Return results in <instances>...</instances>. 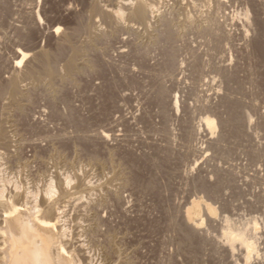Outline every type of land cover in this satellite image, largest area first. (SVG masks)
Here are the masks:
<instances>
[{"label": "rangeland", "instance_id": "obj_1", "mask_svg": "<svg viewBox=\"0 0 264 264\" xmlns=\"http://www.w3.org/2000/svg\"><path fill=\"white\" fill-rule=\"evenodd\" d=\"M8 1L12 2L13 4L12 3L10 4V2H8ZM8 1L7 0H2V1L0 0V4L2 2L1 6H0V63L2 62V64H0V70H1L0 71V78H1L0 79V87L2 86V89H3V90L0 89V91H1L0 99H2V97L5 94V96L3 97V100L2 101L0 100V106H1L0 107V113L2 112L1 114L3 115V113L5 112L6 114L4 113V115H7V116L3 115L1 121L4 120L3 118H5V120L2 121L3 122L2 124L0 122V129H1V131H3L4 134H6L5 136L7 138V144L6 145L1 144V147H0V152H1L0 155L3 154L2 156H0V163H2L3 161L4 162L10 161V162L9 163L3 162L2 164H0V166H1L0 167V169H1L0 170V177H1L0 179H2L1 180L2 182L0 181V184L4 183L6 185V183H7L6 186H8V189H10V190L13 189V187H15V185L17 187H19L21 190H24L23 188H25V190H31V188L32 189L35 188L34 190L36 192H38L39 194L41 192V194H43L44 191H39L41 185H42L41 190L42 189L44 190V188H46V184L51 179H53V181H55V180L57 181V183L55 185L59 186V183H58L59 178H61L63 176L61 174H64V176L62 178H64V177L69 178V175H70L69 180H70L71 184L69 185V187L71 186V190L69 188V191H70L69 195L70 196L72 195L70 197L71 200L69 198H66V199L64 198V199L66 201V205L69 206V207H67L68 214L66 217L69 218V219H67L69 222L66 220L67 221L66 233L71 234V235L68 234L69 237H67V238H70V241H72V244H70L71 246L69 245V247H70V249H69L68 244L71 242L67 239L66 246H67V249H69L71 251L76 249V251L74 250V252L73 251L72 252L74 253V256H76V257L79 255L78 257L81 260V262L83 260L82 263H84V261H85V263L89 262V260L91 258L93 260H90V262H89L90 264L91 263L92 264H104V263L107 264V262H108V264H109V262H110V264H264V204H263L264 203V194H263L264 193V187H263L264 186V159H263L264 158V150H263L264 149V147H263V144H264V142H263L264 141V121H263L264 120V50L263 49H264V47L262 46L264 44V33H263V31H264V22H263L264 16H262V13L264 15V0H259V1L258 0H250V1L245 0V2H244V0L243 1L234 0V1H238V2H236L238 4V6H237V4H235V2L233 3L232 0H225L227 4L224 2V0H214V1L209 0L210 3L207 0H206L207 3L205 0H204V2L202 0H200V1L199 0H193V1H195V3L191 0H184V1L183 0H176V1L175 0H166L164 2H163V0H160V2H155L156 0H153V1L151 0L152 4L157 3V6H159V11L161 12V17H163L164 19H166L168 17L170 18L171 17L170 14H172L173 16L177 15V16H174V18L175 17L177 18V19L175 18L176 19L175 21L173 19V16H172V18H170V24H172L171 28L173 27L176 29L178 26L179 30H177V31H179L180 33L179 32L177 33V31H175V29L173 31L174 35H175L174 38L177 35H179L178 38H181L179 41H178L177 37H176L177 40L175 38V40L178 43L174 40V38H170L168 36V33L166 32L167 28H165V26H166L165 20H163V18L160 19V15L158 17V13L156 14V12L154 13V15H155L154 17L151 15L146 20L147 24H149V25L142 24V26H141V23L138 22V24H137V21L131 20L128 17V10L125 8V5L122 4V2H124V0H114L115 2L113 0H105V1H103V0H93V1L89 0L90 2L92 1L91 4L89 1L87 2L88 4H86L85 0H79V2H78V0H76V1L75 0H27V2L24 1V4H23V1H21V0H8ZM81 1L83 4L81 3ZM120 1H122V2H120ZM161 1H162V3H161ZM180 1H181V3H180ZM72 2H74V3H72ZM93 2H94V5L97 6V10H95V9L93 10L94 6H91V5H93ZM177 2H178V4H177ZM216 2H218L217 3V5H218L217 11L219 9H220V11H222L221 12L222 14L218 11V14H220V15H218L217 18L215 16V12H217V11H215L216 9H214V7L217 6ZM220 2H222V4H220V6H222V10H221V7L219 8ZM255 2H257V4H255ZM3 3H4V5H3ZM114 3H116V4L114 5ZM262 3H263V5H262ZM17 4H18V6H17ZM73 4L75 5V9H74ZM189 4L190 5L192 4V6H190ZM242 4H244L245 6ZM81 5H83V6H81ZM85 5H88L89 7L86 8ZM101 5H103V9H101V7H102ZM202 5H203V8H202ZM235 5H236V7H234ZM253 5L255 7L254 9H253ZM258 5H259V8H258ZM90 6L92 9L90 8ZM111 6H112V9H114V10L119 9L121 6H123L124 13H126L125 12L126 10H127V13L125 14V16L123 18L122 17L120 18V17L116 16L115 14H112V16H111V14H108L107 11L105 10L107 8H110ZM204 6H206V7H204ZM224 6H225L226 10H223ZM231 6H233V7H231ZM7 7H8V9H7ZM10 7L12 8L13 12L11 11ZM70 7H71V11H69ZM99 7L102 10V12H104L106 14V16L104 13H103V15L102 14L100 15L101 12H100V9H98ZM104 7H106V8L104 9ZM192 7H193V9H192ZM200 7H201V9H200ZM238 7L242 8V9H240ZM246 7H247V9H246ZM19 8H21V9H19ZM211 8H213V9H211ZM84 9H85V11H84L85 13H86V11L88 12L87 14L82 12ZM161 9H163V10H161ZM248 9H249V11H248ZM166 10L168 11L167 14L169 13L168 15L165 12ZM172 10H173V12H172ZM19 11H20V14H19ZM28 11H30V12L28 13ZM162 11H164V12L162 13ZM97 12H99V13H97ZM2 13L5 15H3ZM7 13H8V15H7ZM225 13H226V15H224ZM17 14H18V16H17ZM80 14H82V15H80ZM92 14L94 16H92ZM164 14H166V15H164ZM76 15L78 16L77 18H76ZM86 15H87V17H86ZM109 15L112 18L109 17ZM7 16H8L10 21L8 20ZM102 16L104 19L101 18ZM1 17H3V18H1ZM151 17H152V19H151ZM190 17H191V19H190ZM211 17H215V18L213 19ZM86 18H87V20H86ZM182 18L184 20H181ZM223 18H225V21ZM250 18H251V21H250ZM82 19H84L85 21ZM119 19H121V20L119 21ZM149 19H150V21H149ZM192 19L193 20L195 19L194 21H196L197 24L194 21H193V24L194 23L196 24L194 26L198 25L197 27H195L196 30H198V31H196L195 28L191 26ZM209 19H211V20L216 19V21H211ZM122 20H124V21L122 22ZM77 21H79V23H78V24H80L79 26H78V24L76 25ZM106 21L108 22L107 25H106ZM116 21H117V23L120 24V22H121L122 24H120V25L116 24ZM160 21H161V23H160ZM205 21H206V25H208V27H205V25H204ZM207 21H209V22H207ZM17 22H18V24H17ZM32 22H34V23H32ZM89 22L91 23V25ZM177 22H179V24H177ZM182 22H183V25L185 27L183 25H181V27H180V24H182ZM200 22H203V27H201L202 23H200ZM214 22L215 23L218 22V24L216 25ZM253 22L256 25L255 24L253 25ZM212 23L214 24L213 27H212ZM221 23H223V24H221ZM85 24H86V28H83L82 25H84V27H85ZM123 24H125V25H123ZM173 24L175 25V27ZM176 24H177V26H176ZM1 25L3 27H1ZM25 25H27V26H25ZM32 25H34V26L32 27ZM88 25L90 28L88 27ZM97 25H98V27H96ZM117 25H119L120 27L119 26L117 27ZM188 25H190L192 30L190 29V27ZM218 25L222 28L226 27L227 29H223V31L225 30L227 33H223V31L220 30V27ZM57 26L60 28V30L58 33H55L54 29ZM130 26H132V27H130ZM255 26L256 27L258 26V27L255 28ZM77 27H78V31L80 33L79 35H78V32L75 31V28L77 30ZM215 27L216 28L219 27V28H217L218 33H215V36L218 35L219 37H216V38H215L214 34H212L213 37L211 36V34H209L210 33L209 30L210 31H211V29L214 30ZM72 28H73V30H72ZM93 28H96V29H93ZM99 28H101V30ZM117 28H119V29H117ZM144 28H145V30H144ZM162 28L164 31L162 30ZM66 29L69 31H70V29L72 30L71 35H70V32H68V31H67V34H65ZM91 29H93V30H91ZM106 29H107V31H106ZM132 29H133V33H132ZM184 29L188 30V31H185ZM17 30H18V32H17ZM20 30H21V33H20ZM61 30H63L65 33H63V31H61ZM117 30H119V31H117ZM122 30H123V32H120ZM136 30H138V31H136ZM193 30H194V33H193ZM73 31L77 32V34L74 32L75 33V35H74ZM114 31L116 33L117 32H120V33L116 34ZM161 31H163L164 34L166 33V36ZM202 31L203 32L205 31L208 33H206L204 35L205 32L203 33ZM190 32H192L194 34V36H196V40H195L194 36L191 35L192 33L190 34ZM196 32L198 35L196 34ZM212 32H215V31H211V33ZM220 32H222L223 34L221 33L222 35H219ZM68 33H69V37L71 39V42L69 44L67 43V45H66V43L63 42V39L65 36H68ZM229 33H230V35H229ZM92 34L95 36L93 37ZM102 34L106 35V36L104 37ZM159 34H160V36H159ZM224 34H227V37ZM72 35L74 37H72ZM90 35H91V40L89 39ZM128 35L130 37H128ZM134 35H138L137 38ZM163 35H164V37H163ZM203 35H204V37L202 38L201 36H203ZM207 35H210V36L208 37ZM222 36L224 38H221ZM255 36H257V37H255ZM96 37H98L99 39ZM134 37H135V40H133ZM155 37L157 38V41H156ZM160 37L162 39H166V41L165 40L162 41V39ZM191 37H193L194 40ZM210 37H212L213 40L215 41V43H217V44H214L216 47L213 45L214 42L212 41V39ZM59 38H63L61 40L62 42L60 41ZM75 38H76V40H75ZM104 38H106V39H104ZM168 38H169V40L167 42ZM252 38L255 40L253 41ZM73 39L75 41H73ZM206 40H209L212 42H208ZM218 40H219V43H218ZM27 41H28V43H27ZM59 41H60V43H59ZM72 41L74 43H72ZM170 41L172 43H169ZM221 41H222V43H221ZM160 42H161V44L158 45V43H160ZM166 42H167V44H166ZM173 42H175V43H173ZM26 43H27V45H26ZM164 43H165V46L163 47L162 45ZM36 44H37V46H36ZM59 44H61L63 46V49L65 47H68V48H65L68 51L65 49L63 50L61 48V46H58ZM81 44H83V46H81ZM156 44H157V46H156ZM218 44L221 46L220 49L218 48L219 46H217ZM74 45H76L75 46V47H77L76 49H78V46H79V49L80 48L84 49V50H82V53L84 52L83 55H82V53H80L81 50L75 51ZM85 45H87V47ZM167 45H169L168 48L171 47L173 49L171 50V48H170L169 51H167L166 50ZM204 45H205V47H203ZM225 45L227 47H225ZM252 45L254 46V48ZM96 46H97V48H96ZM175 46H176V48H175ZM179 46L182 49H180ZM69 47H70V49H69ZM88 47L90 48V50ZM58 48H60L59 51H58ZM216 48H218V49H216ZM221 48H223L225 51L222 49V52H217V51H221ZM19 49L21 51L25 50L24 52L27 54V56H29V54H30L29 57H30L31 61L29 60V57L27 58L30 61V63L33 62L32 61L33 56L35 54H39V51H40V53H47L48 52V54H50V53L55 54V52H56V57H55V55H53L54 58L50 54V56H52V58H50V61H49L50 65L49 66L50 67L52 66L51 68L53 70L57 69V71H55V74H54L53 70L51 72L47 71L46 73L45 72L42 73L44 75H42L40 73L39 74L40 77L38 75L37 76L38 78H31L32 81H30V78L26 77V76H25V79L22 80L21 78L22 77L24 78V76L22 75V77L20 78V76H21L20 75L19 79H18L19 80V88H21L23 90L22 91L23 93L25 91L26 94H21V95L18 94V96H14L15 99L10 100V98H12V94H10V90H9L10 84L8 82H11V79H12L11 76L15 75V73H14L15 71L12 69L13 65H11V64L14 63V61L16 59V53L19 51ZM92 49L96 53L93 52ZM176 49L177 50L179 49V51H177ZM212 50L214 51V54H213ZM32 51L34 52V55H33V53H31ZM60 51H61L62 55H61V53H59ZM64 51H66V52L64 53ZM73 51H75V52H73ZM208 51L213 55H210V53ZM176 52H177V54H176ZM178 52H180V53H178ZM74 53L76 54V56L74 55ZM78 53H79V55H82V56H79ZM88 53H89V55H88ZM225 53H226V57H224ZM166 54L168 56L170 55V57H168V58H170V59H168V62H170V60H171V64H167L168 62H167V58H166L167 55ZM206 54H207V56H206ZM220 54H221V56H220ZM57 55L60 56V58ZM171 55H173V56H171ZM176 55H178L177 61H175L176 57H174ZM216 55H218V58L216 57ZM57 57L59 59L60 64H58ZM164 57L166 59H164ZM203 57H204V59H203ZM213 57H215V58H213ZM55 58H56V60H55ZM78 58H80V60H78ZM209 58H211V60ZM206 59L210 61L209 64L207 63L208 61ZM212 59H214V60H212ZM223 59H224L225 63L222 62ZM83 60H85V61H83ZM86 61L88 62V64ZM92 61H93V63H91ZM55 62H57V63H55ZM70 62L73 63L74 69L69 74L68 70H67L68 65L66 66V63L68 64ZM174 62H175V64H173ZM177 62L179 65L176 64ZM205 62H206L207 68L205 66ZM212 62H213V64H212ZM215 62H217L216 66L214 65ZM53 63H54V65H53ZM89 63H90V65H89ZM201 63H202V69L201 68L200 69L202 71L199 70V67H201ZM3 64H4V67H3ZM93 64H95V66ZM210 64H211V66H210ZM219 64L221 65V67ZM222 64H223V66H222ZM64 65L66 67H64ZM198 65H200V66H198ZM218 65H219V67L217 69ZM97 66H98V68H97ZM194 66H195V68H194ZM208 66H209L210 70L208 69ZM212 66H213V68L214 67H216V68L212 70L211 69ZM225 66H227V68ZM83 67H84V69H83ZM90 67H92V68L87 69ZM75 69H76V71H75ZM93 69L95 70V72ZM207 69L209 70V72L212 70L213 73L210 72V74H209ZM91 70L93 72H91ZM193 70L195 73V77L193 74ZM220 70L223 73H225L226 70L227 71L229 70L232 73H230L228 71L227 74L225 75L222 72H220ZM11 71H13V72H11ZM9 72H10V74H9ZM197 72H198V75H196ZM201 72H202V74H201ZM217 72L218 73L220 72V74H218ZM65 73H67V76L65 75ZM76 73H78V74H76ZM228 73H229V75H228ZM62 74L64 76H66L67 78L64 79L65 77H62L63 76ZM215 74H216V76H215ZM69 75H72V76L69 77ZM235 75H236V78H234ZM42 76H43L42 79H44L43 81L41 79ZM202 76H204V77H202ZM224 76L228 78L227 81H226V78H224ZM229 77H230V79L233 78L232 84H231V80L229 79ZM39 78H40V80H39ZM56 78H57V81H56ZM198 78H200V79L198 80ZM223 78H224V80L222 81ZM250 78H252V79H250ZM194 79H196L198 81H196ZM202 79H203L204 83L202 82ZM239 79H240V81H239ZM52 80H55L54 83ZM64 80H65V83H64ZM241 80L242 81L244 80L242 82L244 84V86H242ZM252 80H254V83H253L254 86L251 85V83L253 82ZM21 81H24L23 82L24 84H22ZM47 81H48V83H47ZM62 81H63V83H62ZM6 82H7V84H6ZM27 82H31V83H27ZM32 82H33V84H32ZM39 82H40V84H39L40 86L38 85ZM57 82L59 85L57 84ZM195 82L196 83L198 82L197 83L198 84L197 87L199 86L198 88L193 87V85L196 86ZM206 82L208 85L205 84ZM60 83L61 84H67V87H66V85H62L63 88L61 89ZM36 84H37L38 88L36 87ZM48 84H49V86H48ZM54 84L56 85V87ZM132 84H134V85H132ZM249 84H250V86H249ZM23 85H24V87L26 85V87L24 88ZM41 85H42V87L44 86L45 88L44 87L42 88ZM29 86H31V87H29ZM32 87H33V89H31ZM34 87H36L37 89H35ZM39 87H40L41 91L39 90ZM49 87H50V89H49ZM157 87H160V88L162 87L163 92L165 91V93L162 96H161L162 90L160 88H158L159 91H157ZM231 87H232V90H231ZM238 87H239V89L237 90L236 88H238ZM252 87L254 89H252ZM27 88L31 89L33 92L32 91L30 92V90L28 89V91H29V94H28L26 92ZM46 88H47V90H42V89H46ZM51 88L53 89V91ZM56 88L59 89L58 92H56V90H54ZM24 89H26V90H24ZM63 89H65V91H63ZM199 89H200V91H199ZM34 90H35V92H34ZM160 90H161V92H160ZM189 90L191 93L189 92ZM2 91H6V92L3 94ZM45 91H47V92L45 93ZM113 91H114V93H113ZM49 92H51V93H49ZM60 92L63 95V97L61 96ZM158 92H160V94ZM167 92H168V94H167ZM233 92H236L237 94L233 93ZM32 93H34V95H33L34 97L32 96ZM47 93H49L50 96H49V94L47 96ZM51 94H52V98H51ZM59 94H60V96H59ZM117 94H119V95H117ZM198 94H199V97H198ZM204 94H205V96H204L205 99L202 96ZM7 95L9 96V98ZM22 95L24 97H22ZM25 95H30L33 99L31 97L27 96L29 99V101H28V99L26 100L27 97ZM235 95H237L238 97ZM70 96H72V98ZM155 96H157L158 98H156ZM165 96H166V98H165ZM196 96H197L198 100H196ZM201 96L203 99L201 98ZM240 96L243 97V100H241V101H239V99H242ZM19 97H20V99H19ZM21 97L24 99H22ZM59 97L63 98V99H60ZM159 97H160L161 102L159 101ZM161 97H163L164 104H161V103H163ZM222 97H223V99H222ZM247 97H250V98H247ZM64 98H65V101H64ZM4 99L6 101L7 109H6L5 104H4V106H5V108H4L3 103H2V102H5ZM17 99H19V100L17 101ZM46 99H48V100H46ZM69 99H71V103H70ZM117 99H119V100H117ZM154 99H156V100H154ZM230 99L232 100L231 103H230ZM14 100H16V101H14ZM41 100H43V101H41ZM72 100H74V101L72 102ZM204 100L206 102L205 105L203 102ZM48 101L50 103L52 102V104L50 105ZM53 101H54V104H55V107L57 108V110H55L56 108L53 105ZM63 101L66 103H64ZM227 101H228V103H227ZM13 102H16V104H14ZM30 102H32V103H30ZM67 102H69V104ZM257 102L259 105L256 104ZM9 103L10 104L13 103V107L11 106L12 104L10 105ZM22 103H23L22 106H18V105H21ZM198 103L202 106L199 107ZM232 103H235L236 105H234ZM250 103H252V104L250 105ZM73 104H75V105H73ZM117 104H119V105H117ZM206 104H207V106H206ZM228 104H229V106H228ZM24 105H25V107H24ZM42 105H43V107H42ZM66 105H69V106L71 105L69 110H68V106L66 109ZM167 105H168V107L166 108ZM225 105L227 106V109L224 107ZM16 106L18 108L19 107H22V108L20 110L18 109V111L16 112V110H17ZM26 106L28 109L26 108ZM51 106L55 111L52 110ZM72 106H73V108H72ZM117 106H119V108H117ZM191 106H192V108L194 106L195 107L193 109H191ZM232 106L236 107L237 114H238L237 115L238 120L236 123L234 120L233 121L230 120L231 115H230V118H228L229 114H231ZM8 107L10 108V110L8 109ZM75 107L78 110L77 111L75 109L76 112L74 111ZM163 107H164V110H163ZM198 107H199V109H197ZM203 107H204V109H203ZM239 107H243V109L247 108L248 111L251 107L250 111H252V113L250 111L249 112L252 115L250 114V116H249V114H248L249 112H247V110H244V112L246 111V116L248 115L247 117L244 116L245 113H243L244 115H241L242 116L241 117L242 122H243V120L245 122V123L243 122L244 125H243V123L240 125L241 118L239 121L240 114L238 113V111L240 110V112H242L243 109L239 108ZM252 107L255 108V112H254V110H252L253 109ZM94 108L97 109L98 112H97V110L95 112ZM257 108H259V109L257 110ZM1 109H4L5 111H2ZM11 109H14V111ZM22 109H26L24 111L28 115L26 113H25V115H23L24 112H22L23 111ZM50 109L52 111V114H51V112H48V110H50ZM66 110H68V111H66ZM188 110H190V111H188ZM198 110L200 111V114H198ZM222 110L224 113L222 112ZM19 111L22 112L21 116L19 115L21 113ZM53 111H54V114H53ZM216 111L221 113L220 116L222 118H223L222 113L224 114L225 121H224V119L222 120V121H224V124H222V121H221L222 118L220 119V116ZM160 112H161V114H160ZM164 112L167 115H165ZM195 112H197V113H195ZM225 112L227 113L226 115H225ZM259 112H260V115L258 114ZM1 114H0V116H1ZM9 114H10V116H9ZM196 114H198V117ZM12 115H13V117H12ZM49 115H50V117H49ZM61 115L63 116L61 118V119H63L62 121L60 120ZM64 115L68 116L67 118L71 117L70 120L68 119L69 121L67 120L68 122L65 120L66 117H64ZM72 115H73V117H72ZM257 115L259 116L258 118H257ZM8 116H9V119H8ZM79 116H80V119H79ZM86 116L88 117V120H87ZM89 116H90V118H89ZM253 116H255L256 118ZM17 117H18V119H17ZM19 117H20V119H19ZM23 117L27 118V120L30 123H28V121L25 120V118H23ZM164 117H165V119H164ZM169 117H171V118H169ZM73 118H75L74 119L75 126H74ZM184 118H185V120H184ZM206 118H211V119L213 118V120H215L214 125L216 128L215 127L214 128L216 131L213 128V133H210L208 131V129H206L207 128L206 124L203 123L205 121L204 119H206ZM227 118H228V120H227ZM35 119H36V121H35ZM166 119L167 120L171 119V120L167 121ZM196 119H197V121H196ZM259 119H261V120H259ZM88 121H91V122H88ZM172 121H173V124H172ZM5 122L7 123V125ZM179 122H182V123H179ZM183 122H184V124H183ZM226 122H228V123H226ZM238 122H239V127L241 126L242 130H241V128L237 127ZM32 123L35 124V126L32 127ZM177 123H178V125H177ZM187 123H188V126H187ZM229 123H231L232 126ZM30 124H31V127H30ZM47 124H49V126H47ZM67 124H69V125L67 126ZM78 124H79V126H78ZM164 124H165V126H164ZM193 124H196V126ZM27 125H28L29 130H30V128L32 129L35 127V129H34L35 132H33V129L31 130V132H33V135H30L31 132L26 128ZM37 125H38V127H37ZM40 125H41V127H40ZM259 125L261 128L257 129ZM77 126L80 130L76 129ZM172 126H174V130L177 133L173 130ZM243 126L244 127L247 126V127L244 128ZM16 127H18V128H16ZM45 127H47L48 129ZM73 127H75V129ZM85 127L88 129H86ZM169 127L171 128V130L168 129ZM191 127H192V129L193 128L195 129V127H196V129L194 130L193 133H192L193 130L192 129L190 130ZM225 127L228 130L231 129V132L224 129ZM229 127H231V128H229ZM233 127L235 129V132H234V130H232ZM36 128H38L39 130H37ZM50 128L52 129V131H50ZM182 128H183V131H182ZM237 128H239V130ZM41 129H43V130H41ZM44 129H45V131H44ZM246 129H248V130H246ZM252 129L254 131V134L251 132ZM59 130L61 131V133ZM85 130L87 131V133H85L86 132ZM168 130H170V131H168ZM243 130H245V132ZM260 130L263 133L260 132ZM1 131H0V134H2ZM67 131H68V133H67ZM72 131H73V133L69 134V132H72ZM171 131H173L172 132L173 135H175V136L177 135V137L173 136L171 134ZM248 131H250L251 135ZM232 132H234V135L232 134ZM255 132H256V135H255ZM258 132H260V133H258ZM63 133H64L63 138H62V135H60V137H58L59 134H63ZM77 133H79V134H77ZM194 133H196L197 135L195 134L196 136H194L193 135ZM243 133H244V135H243ZM257 133H258L259 137H258ZM68 134L70 135L69 137L67 136ZM82 134H84V135H82ZM166 134H168V135L170 134L169 137ZM8 135H9V138H8ZM41 135H42V137H41ZM43 135H45V136H43ZM52 135H53V137H52ZM223 135H225V136H223ZM236 135H238V136H236ZM10 136H12V137H10ZM19 136H21V137H19ZM56 136H57V138L54 139ZM85 136H86V139H85ZM198 136H200V137H198ZM213 136H214V138H213ZM219 136L221 138H219ZM231 136L234 137L235 140L233 138H231ZM30 137H31V139H29ZM71 137H73V138H71ZM80 137L82 139H80ZM37 138L39 139V141ZM78 138H79V140H78ZM170 138L171 139L173 138V140L175 139L176 143L171 141ZM177 138H178V140H177ZM228 138H229V140H228ZM238 138H240V139H238ZM13 139H15V140L13 141ZM52 139H53V141H52ZM189 139L192 142V144H190L191 142L189 141ZM214 139L216 141H214ZM57 140H58V142H60L59 144H58V142L56 144ZM61 140H62V142H61ZM25 141H27V142H25ZM31 141H32V143H31ZM40 141L41 142L43 141V142L41 143ZM67 141H68V143H67ZM223 141H225V142L223 143ZM253 141H254V143H253ZM34 142H36V143H34ZM177 142L180 144V147H179V145L177 146ZM218 142H219L220 146L217 144ZM245 142H246V144H245ZM9 143H11L10 146H9ZM79 143H80V145H79ZM228 143L230 144L229 146H228ZM255 143H257V145L259 144L258 145L259 148L255 149L252 147L254 145L257 147V145ZM30 144H31V146H30ZM51 144H53V145H51ZM81 144H82V146H81ZM173 144L175 146H173ZM250 144H252V146ZM24 145H26V146H24ZM55 145H57V146H55ZM58 145L59 146L61 145L62 148H61V146L59 147ZM63 145H64V147H63ZM69 145H71V146H69ZM223 145H224V147H223ZM11 146H12V148H11ZM21 146H22V148H21ZM46 146H48V148H46ZM66 146H68V148H66ZM190 146H193V147H190ZM214 146H217V147L219 146L220 150L217 151V148H216V151H215ZM2 147H3V149H2ZM8 147L11 150L7 149ZM13 147H15L14 150H13ZM33 147H34V149H33ZM23 148H24V150H23ZM184 148H185V150H184ZM187 148L189 150L193 149L194 155H192L193 151L192 150L189 151V150H187ZM228 148H230V149H228ZM15 149H16V153H15ZM243 149L246 152H244ZM252 149L255 153H251ZM3 150L5 152H3ZM37 150H38V152H37ZM61 150H62V152H61ZM221 150H222V153H221ZM183 151L187 155L185 153H183ZM219 152H220V154H219ZM257 152H259V153L261 152L260 154L262 156L259 155V157L261 156L260 159L258 157ZM17 153H19V154H17ZM46 153H47V155H46ZM8 155H9V157L11 156V158H9ZM95 156L99 160V162L97 159H95ZM188 156H189V158H188ZM250 156L252 158H250ZM2 157H4V158H2ZM20 157H23V158H20ZM44 157L46 159H44ZM155 157L157 159L156 161L154 159ZM185 157L190 159V161H189L190 165L186 164L189 162L188 161L186 162L187 159ZM193 157H194L193 160L196 159L195 161L191 160ZM6 158H7V160H4ZM12 158H14V159L12 160ZM19 158H20V160H19ZM174 159H176V160H174ZM252 159H253L254 164H252V161H250ZM256 159L261 160V161H258V160L256 161ZM1 160H2V162H1ZM17 160H19V162ZM24 160H26V163H24L25 162ZM34 160H36V161H34ZM152 160H154V162L159 161L160 165L158 166V162L156 165V163L152 162ZM162 160H164V161H162ZM172 160H174V162ZM227 160H228V162H227ZM38 161H39V163H38ZM11 162H13L12 163L13 165L14 164H17V165L16 166L14 165L15 167L13 165L10 167ZM257 162H258V164H257ZM4 164H6V165H4ZM20 164H22V168H21ZM169 165L171 167H169ZM46 166H47V168H46ZM29 167H30V169H29ZM174 167H175V170H174ZM9 168L10 169L12 168L11 170L13 172L10 171ZM185 168H186V170H189V173H187L188 171L187 172L184 171ZM16 169L17 170L19 169V170L16 171ZM20 169H21V172H19ZM4 170H6V171H4ZM44 170L46 173L44 172ZM48 170H49V172H48ZM177 170H178V172H177ZM191 170H193V171H191ZM42 171H43V174L41 175ZM232 171H233V173H232ZM47 172H48V174H47ZM53 172H54V174H53ZM215 172H216V175L214 174ZM22 173H23V175H21ZM56 173H58V175ZM79 173H80V176H81V174L84 175V176H81V178H84V180L83 179L80 180L81 178H79V176H77V175H79ZM229 173L231 174L230 176H229ZM65 174H66V176H65ZM67 174H69V175H67ZM225 174H227L228 176ZM2 175L4 177H2ZM46 175H48V176L46 177ZM51 175L54 176V178ZM74 175H75V177H74ZM224 175H225V178H224ZM15 176L17 177V179H14V178H16ZM72 176H73V179H71ZM195 176L197 177V180H194L196 178ZM20 177H21V182H20ZM44 177H45V179H44ZM48 177H52V178H48ZM76 177H77V180H79V181H76ZM192 177H194V178H192ZM230 177H231V180H230ZM233 177H235V179ZM29 178H30V180H29ZM40 178L44 179V180H42L43 183L41 182ZM129 178H130V181H129ZM133 178H135V179L133 180ZM151 178L156 180V182L153 181ZM226 178H227V180H226ZM74 179H75V181H74ZM136 179H137L138 184L136 182ZM139 179H140V181H139ZM198 179L200 180V182H198ZM223 179L226 181H224ZM131 180L134 182L131 183ZM191 180H194V181H191ZM228 180H230V181L233 180V184L231 182H229V184H228L227 183ZM34 181L36 183H34ZM73 181H74V184H73ZM80 181L84 185L93 183V184H91V190L89 189L91 192L88 190V192L85 193L86 188H85V190H83V188H82L83 185L81 186ZM88 181H89V183H88ZM123 181L127 182L128 186ZM146 181H147V183H146ZM149 181L151 182V184H149L150 183ZM152 181H153V183H152ZM202 181H204V183ZM208 181H209V184H208ZM78 182H79L80 187L77 184ZM121 182H123V184H125V185L123 186ZM195 182L197 184H195ZM211 182H213V184ZM221 182H222V184H220ZM21 183L23 184V186L21 185ZM96 183L98 184V190L99 191L96 190L97 189ZM102 183H104L105 185L107 183V185L109 187L107 185L105 187V185ZM193 183L195 185H193ZM205 183L207 185L206 187L204 185ZM224 183H227V184H225V187H224L225 189L223 191L222 188H223ZM24 184H25V186H24ZM30 184H31V186H29ZM32 184H33L34 188L32 187ZM76 184L78 185V187H76ZM152 184H154V185H152ZM72 185L74 186L73 188L76 191V193L79 194V198H78V196L76 197L77 194H74L75 192L72 193L73 192ZM92 185H93V187H92ZM117 185H119V186H117ZM140 185H142V186L140 187ZM203 185H204V187H202ZM213 185H215V186L217 185L216 191H215V188H214V190L212 189L216 193V196L214 195L215 193L211 190V188H213ZM94 186H95V188H94ZM186 186H187V188H186ZM199 186H200V188H198ZM155 187L157 190L154 189ZM192 187H193V189L197 187V190L196 189L193 190ZM79 188L83 191L82 195H81V190H79ZM120 188H121L122 193H120L121 192ZM149 188H151V189H149ZM207 188H210L209 189L210 194L213 192L211 195H214V196H211L209 194V190H207ZM228 188H229V191H228ZM57 189H60V187L59 188L57 187ZM77 189L80 192L79 191L77 192ZM140 189H141V191H140ZM144 189H145V191H146V189H148V190L145 192ZM219 189H220V192L218 193ZM117 190H119L120 195H116L114 193V192H117ZM106 191L107 192L109 191V192L107 193ZM196 191H197V193H196ZM247 192H249L250 195L247 194ZM119 193H117V194H119ZM218 194H220V195L222 194V196H220ZM225 194H226V196H225ZM123 195H124V197H123ZM102 196H104V198ZM108 196H109V198H108ZM111 196L113 198H111ZM116 196H117V198L120 197V199H117ZM261 196H262L263 200H262ZM54 197H55L54 199H56V200L59 198L57 194H55ZM72 197L74 199L73 201H72ZM84 197H85V199H84ZM121 197H123V198H121ZM68 199L70 200V202L72 201L71 202L72 205L70 202L67 203ZM99 199H101L102 201L101 200L96 201ZM115 200L119 201L120 206H119V204L116 205L117 202ZM220 200L221 201L225 200L226 202L223 201V203H222ZM110 201H111V204L110 203L108 204L107 202H110ZM62 202H63V199H62V201L60 200V203L65 204V202L64 203H62ZM77 202L81 205V207L77 206V204H76ZM81 202H83V204H81ZM253 202H255L256 204ZM84 203H86V204H84ZM96 203H97V205H95ZM102 203H103V205L106 204L105 206L107 208L102 209L101 207L103 205L102 206L100 205ZM220 203L222 205H224L223 208H221ZM257 203L259 204V206L257 205ZM98 204H99V206H98ZM110 205H111V208H110ZM114 205H116V206H114ZM75 206L81 210H79L77 208V209H75L76 212H75V210L73 211ZM90 206L92 207V209L88 208ZM105 206H103V207H105ZM226 206H227V208H226ZM224 207H225V210H224ZM89 210H91V211H89ZM92 210L94 211V213L91 214ZM95 211L98 213V215H100V217L95 213ZM1 213H2V211L0 210V215H1ZM79 213H81V214L79 215ZM84 213H86L87 216ZM99 213H101V214H99ZM187 214L189 215V217H187ZM88 215L91 216L92 220L90 219V217ZM93 215H95L96 217H99V219L98 218L96 219V217ZM184 215L186 217H184ZM219 215L223 219H221V217ZM102 216H104V218ZM76 217H77V219H76ZM87 217H89V218L87 219ZM226 217H227V221H226ZM0 218H1L0 219V223H1L2 222V216H0ZM100 218H101V220H100ZM89 219L92 221V223L90 222ZM204 219H206V220H204ZM219 219H221V221L223 223ZM216 220L218 221V224L220 226H222L223 224H224V226L218 227ZM93 221H95V222H93ZM103 221H104V224L102 223ZM85 222L86 223L90 222V223H89V225L87 223V225L84 227V225L86 224ZM193 222L197 223L199 225V227H193V226L191 227V223L193 225ZM226 222H227V224H226ZM98 223L99 224L102 223V225H100L101 227L99 226ZM76 224H77V226H76ZM80 224H82L83 226H81ZM90 224L94 225L95 229ZM254 224H256L257 227H254L255 226ZM200 225H201V227H200ZM215 226H216V229H215ZM83 227H84V229H83ZM85 228H87V229L90 228L91 231H90V229L88 231ZM185 228L186 229L188 228V229L186 230ZM82 229H83V231H82ZM97 229H99V230H97ZM191 229L194 230L192 234H191ZM85 230H87V231L85 232ZM92 230H94L95 232L97 231V234L95 235V232ZM207 230H209L211 232V234H210V235H212L211 238H210V236H207V237L203 236V235L208 234L209 231H207ZM217 231H218V233H217ZM76 233H77V235H76ZM219 233H220V235H219ZM224 233H227V235L230 234V237L228 236L229 237L228 240L230 239L229 241H227V237H226L227 235L225 234V236H224ZM88 234L89 235L94 234V236L93 235L89 236ZM214 234H216V235H214ZM72 235L74 238L76 236H78V237H76L77 239L75 238L73 240ZM83 236L86 238H83ZM185 236L187 237V239L185 238ZM81 237L83 238V240L81 239ZM93 237H94V239H93ZM212 237H213V240L211 241V244H210V240L212 239ZM71 238H72V240H71ZM215 238H217V239H215ZM86 239H87V242H86ZM206 239H208V240L206 241ZM231 239L233 241L235 239H236L235 241L241 240L243 242L244 246L248 247V245H249V247L252 251V255H251L250 250L246 249L247 247L246 248L245 247L243 248L242 246L240 247V244H242L241 242H240V244L237 243L236 246H234L235 244H233ZM75 241H76V244H75ZM203 241H205V242H203ZM213 241L215 242L214 244H216V246L213 245ZM219 241H221L222 243ZM77 242H78V244H77ZM229 242L232 243V244H230V246H228ZM80 243H82L84 245V248L82 246L83 249L79 248V250H78V247H79L78 245ZM218 243H219V245H217ZM204 245H206V246H204ZM232 245H233V247H232ZM213 246L215 248H217V251ZM73 247H74V249H73ZM80 251H82V252L80 253ZM246 251L247 252L249 251V254ZM76 252H78V254H76ZM249 255L251 257L249 259H247V256H249Z\"/></svg>", "mask_w": 264, "mask_h": 264}, {"label": "bare ground", "instance_id": "obj_2", "mask_svg": "<svg viewBox=\"0 0 264 264\" xmlns=\"http://www.w3.org/2000/svg\"><path fill=\"white\" fill-rule=\"evenodd\" d=\"M2 1V0H1ZM8 1V0H7ZM21 1H23V4H24V1H26L27 2V0H21ZM20 1V2H21ZM76 1V0H75ZM89 0H85V2H86V4H88L87 2H88ZM93 1V0H92ZM92 1L90 2V4L92 3ZM103 1H105V0H103ZM114 1V0H113ZM153 1V0H152ZM152 1L151 0H124V2H122V1H120V2H122V4H124L125 5V8L128 10V17L131 19V20H133V21H137V24H138V22L139 23H141V26H142V24H147V22H146V20L152 15L153 17L155 16L154 15V13L156 12V14L158 13V17H159V15H160V19H162L163 17H161V12L159 11V6H157V3H154V4H152ZM164 1H166V0H163V2ZM176 1V0H175ZM184 1V0H183ZM191 1H193V0H191ZM200 1V0H199ZM203 2H204V0H202ZM206 1V0H205ZM207 1H209V0H207ZM207 1H206V3H207ZM212 1V0H211ZM214 1V0H213ZM233 1V3L235 2V4H237L236 2H238V1H234V0H232ZM241 1H243V0H241ZM248 1V0H247ZM246 1V2H247ZM250 1V0H249ZM259 1V0H258ZM257 1V2H258ZM8 2H10V1H8ZM78 2H79V0H78ZM109 2V1H108ZM107 2V3H108ZM115 2V1H114ZM119 2V3H120ZM155 2H160V0H156ZM190 2V1H189ZM194 3H195V1H193ZM224 2L226 3V1L224 0ZM244 2H245V0H244ZM257 2H255V4H257ZM12 2H10V4H11ZM22 3V2H21ZM72 3H74V2H72ZM81 3H82V1H81ZM80 3V4H81ZM106 3V2H105ZM161 3H162V1H161ZM180 3H181V1H180ZM197 3V2H196ZM200 3V2H199ZM209 3H210V1H209ZM217 3L218 2H216V5H217ZM229 3V2H228ZM243 3V2H242ZM259 3V2H258ZM1 4H2V2H1ZM1 4H0V6H1ZM9 4V5H10ZM13 4V3H12ZM83 4V3H82ZM116 3H114V5H115ZM159 4V3H158ZM170 4V3H169ZM177 4H178V2H177ZM184 4V3H183ZM215 4V3H214ZM220 4H222V2H220L219 3V8L221 7V10H222V6H220ZM227 4V3H226ZM225 4V5H226ZM232 4V3H231ZM241 4V3H240ZM3 5H4V3H3ZM69 5V4H68ZM74 5V4H73ZM104 5V4H103ZM103 5H101L102 7H101V9H103ZM108 5V4H107ZM113 5V4H112ZM113 5V6H114ZM188 5V4H187ZM190 5V4H189ZM204 5V4H203ZM203 5H202V8H203ZM210 5V4H209ZM242 5H244V4H242ZM261 5V4H260ZM262 5H263V3H262ZM11 6V5H10ZM17 6H18V4H17ZM81 6H83V5H81ZM91 6H94L93 7V10L95 9V10H97V6L96 5H94V2H93V5H91ZM91 6H90V8H91ZM164 6V5H163ZM178 6V5H177ZM190 6H192V4L190 5ZM198 6V5H197ZM200 6V5H199ZM229 6V5H228ZM237 6H238V4H237ZM240 6V5H239ZM245 6V5H244ZM257 6V5H256ZM85 7L87 8V7H89L88 5H85ZM185 7V6H184ZM204 7H206V6H204ZM211 7V6H210ZM218 7V5L217 6H215L214 7V9H216L215 11H217V8ZM230 7V6H229ZM231 7H233V6H231ZM234 7H236V5L234 6ZM252 7V6H251ZM262 7V6H261ZM260 7V8H261ZM11 8V7H10ZM32 8V7H31ZM106 7H104V9H105ZM174 8V7H173ZM208 8V7H207ZM238 8H240V7H238ZM255 7H254V5H253V9H254ZM258 8H259V5H258ZM2 9V8H1ZM7 9H8V7H7ZM19 9H21V8H19ZM23 9V8H22ZM74 9H75V5H74ZM81 9V8H80ZM92 9V8H91ZM98 9H100V7L98 8ZM100 9V15L102 14L103 15V13L104 12H102V10ZM165 9V8H164ZM170 9V8H169ZM176 9V8H175ZM192 9H193V7H192ZM199 9V8H198ZM200 9H201V7H200ZM211 9H213V8H211ZM210 9V10H211ZM240 9H242V8H240ZM246 9H247V7H246ZM251 9V8H250ZM28 10V9H27ZM30 10V9H29ZM66 10V9H65ZM87 10V9H86ZM106 11H107V13L108 14H111V16H112V14H115L116 16H118V17H124L125 16V14L127 13V10L125 11L126 13H124V11H123V6H121L119 9H116V10H114V9H112V6L110 7V8H107V9H105ZM161 10H163V9H161ZM179 10V9H178ZM190 10V9H189ZM223 10H226L225 9V6H224V9ZM11 11H12V8H11ZM69 11H71V7H70V9H69ZM82 11V10H81ZM85 11V9L82 11V12H84ZM197 11V10H196ZM220 13L222 12V11H220V9L218 10ZM218 11L217 12H215V16H216V18H217V16L218 15H220V14H218ZM248 11H249V9H248ZM247 11V12H248ZM13 12V11H12ZM30 11H28V13H29ZM164 11H162V13H163ZM166 12V14H167V10L165 11ZM172 12H173V10H172ZM193 12V11H192ZM205 12V11H204ZM211 12V11H210ZM225 12V11H224ZM254 12V11H253ZM75 13V12H74ZM85 13V12H84ZM88 12L86 11V13L85 14H87ZM97 13H99V12H97ZM178 13V12H177ZM213 13V12H212ZM262 13V12H261ZM3 14V13H2ZM19 14H20V11H19ZM105 14V13H104ZM166 14H164V15H166ZM169 14V13H168ZM167 14V15H168ZM174 14V13H173ZM222 14V13H221ZM228 14V13H227ZM257 14V13H256ZM260 14V13H259ZM3 15H5V14H3ZM7 15H8V13H7ZM13 15V14H12ZM30 15V14H29ZM80 15H82V14H80ZM84 15V14H83ZM99 15V16H100ZM171 15V17L170 18H172V14H170ZM195 15V14H194ZM224 15H226V13L224 14ZM17 16H18V14H17ZM27 16V15H26ZM92 16H94L93 14H92ZM98 16V15H97ZM105 16H106V14H105ZM110 15H109V17H111ZM174 16H177V15H174ZM174 16H173V19H174V21L177 19L176 17V19L174 18ZM199 16V15H198ZM208 16V15H207ZM252 16V15H251ZM262 16H264L263 15V13H262ZM78 16L76 15V18H77ZM86 17H87V15H86ZM91 17V16H90ZM114 17V16H113ZM202 17V16H201ZM1 18H3V17H1ZM7 18H8V16H7ZM19 18V17H18ZM29 18V17H28ZM82 18V17H81ZM101 18H103V16L101 17ZM106 18V17H105ZM112 18V17H111ZM166 18V17H165ZM169 18V17H168ZM168 18H166V19H164L163 18V20H165V24H166V26H165V28H167V33H168V36L170 37V38H174V29L175 28H171V25L172 24H170V18L168 19ZM211 18H215V17H211ZM219 18V17H218ZM252 18V17H251ZM251 18H250V21H251ZM25 19V18H24ZM100 19V18H99ZM104 19V18H103ZM151 19H152V17H151ZM190 19H191V17H190ZM211 20V19H209V20H211V21H216V19L215 20ZM220 19V18H219ZM224 19V21H225V18H223ZM222 19V20H223ZM259 19V18H258ZM262 19V18H261ZM8 20H9V18H8ZM31 20V19H30ZM79 20V19H78ZM82 20H84V19H82ZM81 20V21H82ZM86 20H87V18H86ZM97 20V19H96ZM121 19H119V21H120ZM154 20V19H153ZM180 20V19H179ZM181 20H184L183 18L181 19ZM195 20V19H194ZM193 19H192V24H193V21H194ZM207 20V19H206ZM255 20V19H254ZM3 21V20H2ZM10 21V20H9ZM8 21V22H9ZM32 21V20H31ZM80 21V20H79ZM79 21H77V23H76V25L79 23ZM85 21V20H84ZM91 21V20H90ZM100 21V20H99ZM108 21V20H107ZM106 21V25H107V22ZM124 20H122V22H123ZM149 21H150V19H149ZM190 21V20H189ZM210 21V22H211ZM249 21V22H250ZM13 22V21H12ZM19 22V21H18ZM18 22H17V24H18ZM23 22V21H22ZM94 22V21H93ZM154 22V21H153ZM173 22V21H172ZM171 22V23H172ZM195 23H196V21H194ZM207 22H209V21H207ZM258 22V21H257ZM264 22V21H263ZM2 23V22H1ZM25 23V22H24ZM32 23H34V22H32ZM90 23V22H89ZM136 23V22H135ZM160 23H161V21H160ZM174 23V22H173ZM187 23V22H186ZM191 24V26L192 27H197V26H194V25H196V24ZM200 23H202V26L201 27H203V22H200ZM205 24V27H208V25H206V21L204 22ZM215 23V22H214ZM225 23V22H224ZM13 24V23H12ZM115 24V23H114ZM116 24H119V23H117V21H116ZM120 24H122L121 22H120ZM119 24V25H120ZM177 24H179V22H177ZM177 24H176V26H177ZM185 24V23H184ZM209 24V23H208ZM216 25L218 24V22L217 23H215ZM221 24H223V23H221ZM226 24V23H225ZM255 23L253 22V25H254ZM36 25V24H35ZM80 24H78V26H79ZM90 25H91V23H90ZM112 25V24H111ZM119 25H117V27L119 26ZM123 25H125V24H123ZM133 25V24H132ZM140 25V24H139ZM147 25H149V24H147ZM163 25V24H162ZM174 25V24H173ZM181 25H183V22H182V24H180V27H181ZM252 25V24H251ZM256 25V24H255ZM260 25V24H259ZM21 26V25H20ZM25 26H27V25H25ZM34 25H32V27H33ZM61 26V25H60ZM83 26V28H86V24H85V27H84V25H82ZM95 26V25H94ZM127 26V25H126ZM137 26V25H136ZM184 26V25H183ZM189 27H190V25H188ZM211 26V25H210ZM214 26V24L212 23V27ZM219 26V25H218ZM1 27H3L2 25H1ZM24 27V26H23ZM67 27V26H66ZM74 27V26H73ZM88 27H89V25H88ZM96 27H98V25L96 26ZM120 27V26H119ZM130 27H132V26H130ZM134 27V26H133ZM145 27V26H144ZM174 27H175V25H174ZM185 27V26H184ZM200 27V26H199ZM198 27V28H199ZM211 27V28H212ZM220 27V26H219ZM219 27H217V28H219ZM228 27V26H227ZM258 27V26H257ZM256 26H255V28H257ZM17 28V27H16ZM69 28V27H68ZM82 28V29H83ZM90 28V27H89ZM112 28V27H111ZM164 28V27H163ZM163 28H162V30H163ZM164 28V29H165ZM216 28V27H215ZM214 28V30H212L211 29V31H215V32H212L211 33V31L209 30V34H211V36H212V34H214V36H215V33H218L217 32V28L215 29ZM88 29V28H87ZM93 29H96V28H93ZM93 29H91V30H93ZM98 29V28H97ZM100 30H101V28H99ZM109 29V28H108ZM116 29V28H115ZM114 29V30H115ZM117 29H119V28H117ZM190 29H191V27H190ZM204 29V28H203ZM223 29H227L226 27H224V28H222V27H220V30H222L223 31ZM229 29V28H228ZM59 30H60V28L57 26V27H55V29H54V32L55 33H58L59 32ZM65 30V29H64ZM72 30H73V28H72ZM71 29H70V31L69 30H67L66 29V33L63 31V30H61V31H63V33H65V34H67V31L68 32H70V35H71V31H72ZM81 30V29H80ZM85 30V29H84ZM103 30V29H102ZM110 30V29H109ZM113 30V29H112ZM143 30V29H142ZM144 30H145V28H144ZM166 30V29H165ZM177 30H179L178 29V26H177V28L175 29V31H177ZM181 30V29H180ZM185 30V29H184ZM192 30V29H191ZM195 30H196V28H195ZM208 30V29H207ZM230 30V29H229ZM263 30V29H262ZM75 31H77L78 32V35L80 34L79 33V31H78V27H77V30H76V28H75ZM75 31H73V33L75 32ZM82 31V30H81ZM88 31V30H87ZM86 31V32H87ZM106 31H107V29H106ZM116 31V30H115ZM114 31V32H115ZM117 31H119V30H117ZM125 31V30H124ZM131 31V30H130ZM136 31H138V30H136ZM164 31V30H163ZM163 31H161L163 34H164V32ZM182 31V30H181ZM185 31H188V30H185ZM196 31H198V30H196ZM219 31V30H218ZM225 31V30H224ZM223 31V33H227L226 31L224 32ZM259 31V30H258ZM257 31V32H258ZM17 32H18V30H17ZM31 32V31H30ZM51 32V31H50ZM77 32H75L76 34H77ZM96 32V31H95ZM98 32V31H97ZM120 32H123V30L122 31H120ZM120 32H117V33H120ZM179 31H177V33H178ZM203 32V31H202ZM205 32V31H204ZM203 32V33H204ZM20 33H21V30H20ZM25 33V32H24ZM23 33V34H24ZM37 33V32H36ZM53 33V32H52ZM75 33H74V35H75ZM99 33V32H98ZM103 33V32H102ZM116 33V32H115ZM116 33V34H117ZM132 33H133V29H132ZM176 33V34H177ZM180 33V32H179ZM192 32H190V34H191ZM193 33H194V30H193ZM191 34L192 36H194V34ZM206 33H208V32H205L204 33V35L206 34ZM222 32H220L219 33V35H222L221 34ZM263 33H264V31H263ZM100 34V33H99ZM105 34V33H104ZM158 34V33H157ZM196 34H197V32H196ZM57 35V34H56ZM59 35V34H58ZM86 35V34H85ZM103 35V34H102ZM122 35V34H121ZM165 36H166V33L164 34ZM164 35H163V37H164ZM190 35V36H191ZM198 35V34H197ZM201 35V34H200ZM204 35L203 36H201L202 38L204 37ZM217 35V34H216ZM224 35H226V37H227V34H224ZM229 35H230V33H229ZM92 36L94 37L95 35H93L92 34ZM97 36V35H96ZM104 37L106 36V35H103ZM112 36V35H111ZM134 36H136V38H137V36L138 35H134ZM159 36H160V34H159ZM178 36L179 35H177L176 37L178 38ZM189 36V35H188ZM208 37L210 36V35H207ZM21 37V36H20ZM64 37V36H63ZM72 37H74L73 35H72ZM83 37V36H82ZM101 37V36H100ZM128 37H130L129 35H128ZM175 37V38H176ZM213 37V36H212ZM212 37H210L211 39H212V41L214 42L213 43V45L214 44H217V43H215V41L213 40V38ZM216 37H219L218 35L217 36H215V38ZM255 37H257V36H255ZM81 38V37H80ZM84 38V37H83ZM96 38H98V37H96ZM156 38V37H155ZM161 38V37H160ZM175 38H174V40H175ZM177 38H176V40H177ZM191 38H193V37H191ZM194 38H195V40H196V36H194ZM194 38H193V40H194ZM206 38V37H205ZM209 38V39H210ZM221 38H224L223 36L221 37ZM259 38V37H258ZM33 39V38H32ZM60 39V41L63 39V38H59ZM79 39V38H78ZM82 39V38H81ZM87 39V38H86ZM89 39L91 40V35L89 36ZM99 39V38H98ZM102 39V38H101ZM104 39H106V38H104ZM162 39V38H161ZM160 39V40H161ZM181 38H178V41L180 40ZM188 39V38H187ZM201 39V38H200ZM231 39V38H230ZM262 39V38H261ZM23 40V39H22ZM75 40H76V38H75ZM74 39H73V41H75ZM110 40V39H109ZM133 40H135V37H134V39ZM163 40H165L166 41V39H162V41ZM168 40H169V38L167 39V42H168ZM175 40V41H176ZM183 40V39H182ZM221 40V39H220ZM224 40V39H223ZM252 40L254 41L255 39H253L252 38ZM260 40V39H259ZM258 40V41H259ZM24 41V40H23ZM29 41V40H28ZM28 41H27V43H28ZM60 41H59V43H60ZM72 41V43H74ZM79 41V40H78ZM105 41V40H104ZM156 41H157V38H156ZM173 41V40H172ZM206 41H208V42H212V41H209V40H206ZM263 41V40H262ZM261 41V42H262ZM62 42V41H61ZM63 42L64 43H66V45H67V43L69 44L70 42H71V39H70V37H69V33H68V36H65L64 37V39H63ZM77 42V41H76ZM106 42V41H105ZM104 42V43H105ZM167 42H166V44H167ZM177 42V41H176ZM260 42V43H261ZM27 43H26V45H27ZM80 43V42H79ZM90 43V42H89ZM103 43V44H104ZM169 43H172L171 41L169 42ZM173 43H175V42H173ZM178 43V42H177ZM218 43H219V40H218ZM221 43H222V41H221ZM259 43V42H258ZM257 43V44H258ZM62 44V43H61ZM61 44H59L58 46H61V48L63 49V46L61 45ZM85 44V43H84ZM159 44H161V42L160 43H158V45ZM208 44V43H207ZM211 44V43H210ZM262 44V43H261ZM34 45V44H33ZM142 45V44H141ZM179 45V44H178ZM177 45V46H178ZM227 45V44H226ZM225 45V47H227ZM36 46H37V44H36ZM76 45H74V47H75ZM81 46H83V44H81ZM86 47H87V45H85ZM156 46H157V44H156ZM163 47L165 46V43L162 45ZM168 46L169 45H167V48H168ZM215 46V45H214ZM217 46H219L218 48L220 49V45L218 44ZM253 46V45H252ZM256 46V45H255ZM263 47H264V44L262 45ZM35 47V46H34ZM33 47V48H34ZM99 47V46H98ZM142 47V46H141ZM140 47V48H141ZM180 47V46H179ZM178 47V48H179ZM203 47H205V45L203 46ZM216 47V46H215ZM37 48V47H36ZM65 48H68V47H65ZM64 48V49H65ZM77 47H75V51H78V50H81V52L80 53H82V50H84V49H79V46H78V49H76ZM89 48V47H88ZM92 48V47H91ZM96 48H97V46H96ZM136 48V47H135ZM139 48V47H138ZM166 48V50L167 51H169V49L171 48H168L167 49ZM175 48H176V46H175ZM174 48V49H175ZM207 48V47H206ZM218 48H216V49H218ZM253 48H254V46H253ZM256 48V47H255ZM31 49V48H30ZM57 49V48H56ZM63 49V50H64ZM69 49H70V47H69ZM99 49V48H98ZM173 48H171V50H172ZM180 49H182L181 47H180ZM215 49V50H216ZM222 49L223 48H221V51H217V52H222ZM261 49V48H260ZM263 49V48H262ZM34 50V49H33ZM46 50V49H45ZM60 50V48H58V51ZM65 50H67V49H65ZM86 50V49H85ZM89 50H90V48H89ZM88 50V51H89ZM177 50V49H176ZM205 50V49H204ZM208 50V49H207ZM224 50V49H223ZM258 50V49H257ZM264 50V49H263ZM25 51V50H24ZM24 51H21L20 49H19V51L16 53V59H15V61H14V63L13 64H11V65H13V70L15 71L14 73H15V75H13V76H11V82H8L9 84H10V87H9V90H10V94H12V98H10V100L11 99H15V97L14 96H18V94L19 95H21V94H26L25 93V91H24V93L22 92L23 90L21 89V88H19V76H20V78L22 77V75L24 76V78L22 77L21 79L23 80V79H25V76L26 77H29L30 78V81H32L31 80V78H38L37 76L41 73H46L47 71H52L53 69L49 66L50 64H49V61H50V58H52V56L53 55H55V57H56V52H55V54H51L52 56H50V54H48V52L47 53H40V51H39V54H35L34 55V52L32 51L31 53H33V58H32V63H30V54H29V56H27V54L24 52ZM50 51V50H49ZM68 51V50H67ZM75 51H73V52H75ZM92 51H93V49H92ZM97 51V50H96ZM138 51V50H137ZM147 51V50H146ZM177 51H179V49L177 50ZM210 51V50H209ZM208 51V52H209ZM213 51V50H212ZM225 51V50H224ZM227 51V50H226ZM27 52V51H26ZM66 51H64V53H65ZM87 52V51H86ZM91 52V51H90ZM93 52H95V51H93ZM143 52V51H142ZM162 52V51H161ZM166 52V51H165ZM164 52V53H165ZM206 52V51H205ZM216 52V51H215ZM59 53H61V51L59 52ZM77 53V52H76ZM84 53V52H83ZM83 53H82V55H83ZM96 53V52H95ZM163 53V52H162ZM169 53V52H168ZM171 53V52H170ZM174 53V52H173ZM178 53H180V52H178ZM210 53V52H209ZM86 54V53H85ZM176 54H177V52H176ZM213 54H214V51H213ZM213 54H211L210 53V55H213ZM218 54V53H217ZM61 55H62V53H61ZM73 55V54H72ZM74 55L76 56V54L74 53ZM78 55H79V53H78ZM82 55H79V56H82ZM88 55H89V53H88ZM92 55V54H91ZM95 55V54H94ZM167 55V54H166ZM174 55V54H173ZM173 55H171V56H173ZM58 56V55H57ZM67 56V55H66ZM93 56V55H92ZM97 56V55H96ZM206 56H207V54H206ZM215 56V55H214ZM220 56H221V54H220ZM29 57V60L27 59ZM59 58H60V56H58ZM58 57H57V59H58ZM62 57V56H61ZM90 57V56H89ZM88 57V58H89ZM94 57V56H93ZM98 57V56H97ZM142 57V56H141ZM168 57H170V55L168 56H166V58H167V62H168V59H170V58H168ZM174 57H176V60L175 61H177V57H178V55H176V56H174ZM216 57L218 58V55H216ZM223 57V56H222ZM224 57H226V53H225V56ZM15 58V57H14ZM53 58H54V56H53ZM64 58V57H63ZM165 57H164V59H166ZM207 58V57H206ZM212 58V57H211ZM211 58H209L210 60H211ZM213 58H215V57H213ZM203 59H204V57H203ZM52 60V59H51ZM54 60V59H53ZM55 60H56V58H55ZM62 60V59H61ZM76 60V59H75ZM78 60H80V58H78ZM89 60V59H88ZM199 60V59H198ZM207 60V59H206ZM212 60H214V59H212ZM83 61H85V60H83ZM179 61V60H178ZM202 61V60H201ZM208 61V62H207ZM206 62L209 64L210 63V61L209 60H207ZM219 61V60H218ZM52 62V61H51ZM77 62V61H76ZM87 62V61H86ZM197 62V61H196ZM203 62V61H202ZM206 62H205V66H206ZM222 62H224V59H223V61ZM55 63H57V62H55ZM91 63H93V61L91 62ZM221 63V62H220ZM225 63V62H224ZM0 64H2V62L0 63ZM58 64H60V62H59V59H58ZM87 64H88V62H87ZM166 64V63H165ZM167 64H171V60H170V62H168ZM173 64H175V62L173 63ZM176 64H178V62L176 63ZM199 64V63H198ZM212 64H213V62H212ZM216 64H217V62H215L214 63V65L216 66ZM53 65H54V63H53ZM56 65V64H55ZM68 65V66H67ZM89 65H90V63H89ZM94 66H95V64H93ZM179 65V64H178ZM220 65V64H219ZM219 65L217 66V69H218V67H219ZM225 65V64H224ZM227 65V64H226ZM24 66V67H23ZM66 66H67V70H68V73L70 74L72 71H73V69H74V66H73V63L72 62H70V63H66ZM65 65H64V67H66ZM83 66V65H82ZM174 66V65H173ZM172 66V67H173ZM198 66H200V65H198ZM210 66H211V64H210ZM222 66H223V64H222ZM3 67H4V64H3ZM56 67V66H55ZM63 67V68H64ZM169 67V66H168ZM171 67V68H172ZM220 67H221V65H220ZM226 68H227V66H225ZM7 68V67H6ZM58 68V67H57ZM92 67H90V68H87V69H91ZM97 68H98V66H97ZM170 68V69H171ZM194 68H195V66H194ZM193 68V69H194ZM202 69V63H201V67H199V70L200 71H202L201 69ZM204 68V67H203ZM206 68H207V66H206ZM216 67H214L213 68V66H212V70L213 69H215ZM11 69V70H12ZM77 69V68H76ZM76 69H75V71H76ZM83 69H84V67H83ZM96 69V68H95ZM197 69V68H196ZM208 69L210 70V68H209V66H208ZM207 69V71L209 72V70ZM94 70V69H93ZM195 70V69H194ZM194 70H193V74H194V77H195V73H194ZM212 70L210 71V72H212ZM1 71V70H0ZM54 71V74H55V71H57V69H54L53 70ZM63 71V70H62ZM81 71V70H80ZM89 71V70H88ZM170 71V70H169ZM197 71V70H196ZM229 71V70H228ZM227 70H226V72L225 73H223L221 70H220V72H222L223 74H227V72H228ZM11 72H13V71H11ZM60 72V71H59ZM85 72V71H84ZM90 72V71H89ZM91 72H93L92 70H91ZM94 72H95V70H94ZM210 72H209V74H210ZM216 72V71H215ZM220 72L218 73V74H220ZM230 73H232L231 71H229ZM213 73V72H212ZM9 74H10V72H9ZM53 74V75H54ZM60 74V73H59ZM76 74H78V73H76ZM200 74V73H199ZM201 74H202V72H201ZM208 74V75H209ZM42 75H44V74H42ZM63 75V74H62ZM65 75L67 76V73H65ZM75 75V74H74ZM196 75H198V72H197V74ZM228 75H229V73H228ZM233 75V74H232ZM2 76V75H1ZM7 76V75H6ZM56 76V75H55ZM60 76V75H59ZM66 76H62V77H65L64 79H66L67 77ZM70 76H72V75H69V77ZM215 76H216V74H215ZM39 77H40V75H39ZM193 77V78H194ZM202 77H204V76H202ZM222 77V76H221ZM233 77V76H232ZM43 78V76L41 77V79ZM60 78V77H59ZM201 78V77H200ZM200 78H198V80L200 79ZM224 78H226V81L228 80V78L227 77H225L224 76ZM224 78L222 79V81L224 80ZM234 78H236V75H235V77ZM1 79V78H0ZM27 79V78H26ZM55 79V78H54ZM72 79V78H71ZM70 79V80H71ZM197 79V78H196ZM196 79H194V80H196ZM229 79H230V77H229ZM233 79V78H232ZM232 79H230L231 80V84H232V82H233V80ZM250 79H252V78H250ZM38 80V79H37ZM39 80H40V78H39ZM44 79H42V81H43ZM47 80V79H46ZM63 80V79H62ZM193 80V81H194ZM198 80H196V81H198ZM235 80V79H234ZM247 80V79H246ZM25 81V80H24ZM24 81H21L22 82V84H24L23 82ZM29 81V80H28ZM53 81V83H54V81L55 80H52ZM56 81H57V78H56ZM76 81V80H75ZM239 81H240V79H239ZM244 81V80H243ZM242 80H241V83L243 82ZM248 81V80H247ZM253 82L251 83V85H253V83H254V80H252ZM7 82H6V84H7ZM35 82V81H34ZM41 82V81H40ZM40 82L38 83V85L40 84ZM46 82V81H45ZM50 82V81H49ZM70 82V81H69ZM202 82L204 83V81H203V79H202ZM201 82V83H202ZM249 82V81H248ZM27 83H31V82H27ZM26 83V84H27ZM47 83H48V81H47ZM62 83H63V81H62ZM64 83H65V80H64ZM67 83V82H66ZM198 83V82H197ZM196 82H195V84H196V86H194L193 85V87H197V84ZM200 83V84H201ZM5 84V83H4ZM32 84H33V82H32ZM57 84H58V82H57ZM61 84V83H60ZM74 84V83H73ZM192 84V83H191ZM205 84H207V82L205 83ZM260 84V83H259ZM21 85V84H20ZM43 85V84H42ZM42 85H41V87H42ZM55 85V84H54ZM59 85V84H58ZM57 85V86H58ZM62 85H66V87H67V84H61V89L63 88L62 87ZM132 85H134V84H132ZM208 85V84H207ZM206 85V86H207ZM239 85V84H238ZM247 85V84H246ZM35 86V85H34ZM40 86V85H39ZM47 86V85H46ZM48 86H49V84H48ZM161 86V85H160ZM203 86V85H202ZM242 86H244V84L242 83ZM249 86H250V84H249ZM254 86V85H253ZM23 87H24V85H23ZM25 87H26V85H25ZM24 87V88H25ZM29 87H31V86H29ZM36 87H37V84H36ZM36 87H34L35 89H37ZM44 87V86H43ZM42 87V88H43ZM55 87H56V85H55ZM54 87V88H55ZM163 87V86H162ZM160 88V87H157V91H159L158 90V88H160L161 90H162V94H161V96L165 93V91L163 92V88ZM199 87V86H198ZM197 87V88H198ZM6 88V87H5ZM4 88V89H5ZM45 88V87H44ZM59 88V87H58ZM58 88H56V89H54V90H56V92H58V90L60 89H58ZM65 88V87H64ZM168 88V87H167ZM257 88V87H256ZM0 89H2V86L0 87ZM28 89L29 88H27V93L29 94V91H28ZM31 89H33V87L31 88ZM31 89H29L30 90V92L32 91ZM49 89H50V87H49ZM52 89V88H51ZM237 90L239 89V87L238 88H236ZM247 89V88H246ZM250 89V88H249ZM252 89H254L253 87H252ZM3 90V89H2ZM6 90V89H5ZM24 90H26V89H24ZM39 90H40V87H39ZM42 90H47V88L46 89H42ZM161 90H160V92H161ZM203 90V89H202ZM231 90H232V87H231ZM7 91V90H6ZM6 91H2V93L4 94ZM37 91V90H36ZM41 91V90H40ZM39 91V92H40ZM50 91V90H49ZM52 91H53V89H52ZM62 91V90H61ZM63 91H65V89H63ZM62 91V92H63ZM111 91V90H110ZM197 91V90H196ZM199 91H200V89H199ZM8 92V91H7ZM33 92V91H32ZM34 92H35V90H34ZM38 92V93H39ZM47 91H45V93H46ZM67 92V91H66ZM160 92H158L159 94H160ZM169 92V91H168ZM168 92H167V94H168ZM189 92H190V90H189ZM243 92V91H242ZM241 92V93H242ZM43 93V92H42ZM44 93V94H45ZM49 93H51V92H49ZM49 93H47V96H48V94ZM113 93H114V91H113ZM156 93V92H155ZM191 93V92H190ZM233 93H236V92H233ZM240 93V94H241ZM254 93V92H253ZM0 94H1V91H0ZM2 94V95H3ZM7 94V93H6ZM60 94H61V92H60ZM60 94H59V96H60ZM193 94V93H192ZM202 94V93H201ZM230 94V93H229ZM237 94V93H236ZM259 94V93H258ZM34 95V93H32V96ZM39 95V94H38ZM46 95V94H45ZM109 95V94H108ZM117 95H119V94H117ZM191 95V94H190ZM196 95V94H195ZM194 95V96H195ZM4 96H5V94H4ZM3 96V97H4ZM8 96V95H7ZM26 97L27 96H29V97H31L30 95H25ZM41 96V95H40ZM39 96V97H40ZM49 96H50V94H49ZM58 96V95H57ZM61 96L63 97V95L61 94ZM110 96V95H109ZM159 96V95H158ZM203 96V98H204V96H205V94L204 95H202ZM202 96H201V98H202ZM235 96H237V95H235ZM254 96V95H253ZM3 97H2V99H0L1 101L3 100ZM14 97V98H13ZM22 97H24L23 95H22ZM21 97V98H22ZM25 97V98H26ZM34 97V96H33ZM65 97V96H64ZM71 98H72V96H70ZM111 97V96H110ZM156 98H158L157 96H155ZM164 97V96H163ZM163 97H161L162 98V101H163V103H161V104H164V100H163ZM198 97H199V94H198ZM227 97V96H226ZM238 97V96H237ZM242 99H239V101H241V100H243V97L242 96H240ZM7 98V97H6ZM5 98V99H6ZM8 98H9V96H8ZM17 98V97H16ZM32 98V97H31ZM37 98V97H36ZM45 98V97H44ZM43 98V99H44ZM51 98H52V94H51ZM60 98V97H59ZM112 98V97H111ZM165 98H166V96H165ZM195 98V97H194ZM202 98V99H203ZM209 98V97H208ZM207 98V99H208ZM235 98V97H234ZM247 98H250V97H247ZM5 99H4V101H5ZM19 99H20V97H19ZM19 99H17V101L19 100ZM22 99H24V98H22ZM28 99V97L26 98V100ZM33 99V98H32ZM60 99H63V98H60ZM67 99V98H66ZM205 99V98H204ZM221 99V98H220ZM222 99H223V97H222ZM46 100H48V99H46ZM50 100V99H49ZM68 100V99H67ZM70 100V103H71V99H69ZM115 100V99H114ZM117 100H119V99H117ZM154 100H156V99H154ZM168 100V99H167ZM194 100V99H193ZM196 100H198L197 99V96H196ZM209 100V99H208ZM250 100V99H249ZM9 101V100H8ZM13 101V100H12ZM14 101H16V100H14ZM28 101H29V99H28ZM32 101V100H31ZM40 101V100H39ZM41 101H43V100H41ZM64 101H65V98H64ZM63 101V102H64ZM74 100H72V102H73ZM159 101H160V97H159ZM210 101V100H209ZM25 102V101H24ZM27 102V101H26ZM49 102V101H48ZM116 102V101H115ZM157 102V101H156ZM161 102V101H160ZM204 102V105H205V100L203 101ZM222 102V101H221ZM232 102V100L230 99V103ZM235 102V101H234ZM3 103V106H4V104H5V106H6V101L5 102H2ZM14 104H16V102H13ZM13 103H9L12 107H13ZM21 103V102H20ZM30 103H32V102H30ZM64 103H66V102H64ZM63 103V104H64ZM68 104H69V102H67ZM212 103V102H211ZM210 103V104H211ZM214 103V102H213ZM227 103H228V101H227ZM229 103V104H230ZM26 104V103H25ZM35 104V103H34ZM49 104L51 105L52 104V102L50 103L49 102ZM116 104V103H115ZM159 104V103H158ZM196 104V103H195ZM199 104V103H198ZM229 104H228V106H229ZM232 104H234V105H236L235 103H232ZM238 104V103H237ZM241 104V103H240ZM249 104V103H248ZM252 103H250V105H251ZM256 104H258V102L256 103ZM255 104V105H256ZM9 105V106H10ZM23 105V103L21 104V105H18V106H22ZM38 105V104H37ZM53 105H54V107H55V104H54V101H53ZM73 105H75V104H73ZM117 105H119V104H117ZM214 105V104H213ZM222 105V104H221ZM231 105V104H230ZM259 105V104H258ZM5 106H4V108H5ZM33 106V105H32ZM40 106V105H39ZM60 106V105H59ZM63 106V105H62ZM65 106V105H64ZM67 106H68V110H69V108L71 107V105L69 106V105H66V109H67ZM164 106V105H163ZM202 105H200L199 104V107H201ZM206 106H207V104H206ZM210 106V105H209ZM262 106V105H261ZM260 106V107H261ZM1 107V106H0ZM24 107H25V105H24ZM42 107H43V105H42ZM46 107V106H45ZM77 107V106H76ZM76 107L74 108V111H75V109H76ZM114 107V106H113ZM168 107V105L166 106V108ZM195 107V106H194ZM193 107V108H194ZM199 107L197 108V109H199ZM211 107V106H210ZM223 107V106H222ZM226 109H227V106L225 105L224 106ZM16 108H17V110H16V112L18 111V109L20 110L22 107H17L16 106ZM26 108H27V106H26ZM33 108V107H32ZM39 108V107H38ZM51 108H52V106H51ZM56 108V107H55ZM72 108H73V106H72ZM71 108V109H72ZM117 108H119V106H117ZM192 108V106H191V109H193ZM206 108V107H205ZM209 108V107H208ZM221 108V107H220ZM230 108V107H229ZM239 108H242L243 109V107H239ZM253 109L252 110H254V112H255V108L254 107H252ZM6 109H7V106H6ZM8 109L10 110V108L8 107ZM28 109V108H27ZM36 109V108H35ZM95 109V108H94ZM169 109V108H168ZM171 109V108H170ZM203 109H204V107H203ZM223 109V108H222ZM232 110H231V114H229V116H228V118H230V115H231V118H230V120H234L235 121V123L237 122V120H238V114H237V110H236V107H234V106H232V108H231ZM238 109V108H237ZM249 109V108H248ZM259 108H257V110H258ZM2 111H5L4 109H1ZM11 110H13L14 111V109H11ZM23 111L22 112H24L23 113V115H25V111L24 110H26V109H22ZM52 110H54L53 108H52ZM55 110H57V108L55 109ZM54 110V111H55ZM68 110H66V111H68ZM77 110V109H76ZM96 110L97 109H95L94 111L96 112ZM161 110V109H160ZM163 110H164V107H163ZM208 110V109H207ZM212 110V109H211ZM218 110V109H217ZM244 110H247V108L245 109H243V111L242 112H240V110L238 111V113L240 114V117H239V121H240V118L242 117L241 115H244L243 113H245V117H247L246 116V111L244 112ZM251 110V107H250V109H249V111ZM262 110V109H261ZM29 111V110H28ZM54 111H53V114H54ZM78 111V110H77ZM162 111V110H161ZM186 111V110H185ZM188 111H190V110H188ZM193 111V110H192ZM210 111V110H209ZM208 111V112H209ZM248 110H247V112H249ZM15 112V113H16ZM19 112H21V111H19ZM22 112L19 114L20 116H21V114H22ZM48 112H51V114H52V111H51V109L50 110H48ZM63 112V111H62ZM70 112V111H69ZM72 112V111H71ZM76 112V111H75ZM97 112H98V110H97ZM194 112V111H193ZM215 112V111H214ZM218 114H219V116H220V112H218V111H216ZM222 112H223V110H222ZM229 112V111H228ZM251 113H252V111H250ZM248 113L249 114V116H250V114L251 113ZM257 112V111H256ZM261 112V111H260ZM260 112L258 113L259 115H260ZM2 113V112H1ZM0 113V114H1ZM5 113V112H4ZM4 113H3V115H4ZM9 113V112H8ZM32 113V112H31ZM30 113V114H31ZM64 113V112H63ZM62 113V114H63ZM102 113V112H101ZM167 113V112H166ZM195 113H197V112H195ZM202 113V112H201ZM224 113V112H223ZM222 113V116H223V118L220 116V119H221V121L224 119V121H225V116H224V114ZM262 113V112H261ZM6 114V113H5ZM12 114V113H11ZM27 114V113H26ZM36 114V113H35ZM49 114V113H48ZM65 114V113H64ZM68 114V113H67ZM66 114V115H67ZM93 114V113H92ZM160 114H161V112H160ZM163 114V113H162ZM164 114H165V112H164ZM163 114V115H164ZM184 114V113H183ZM192 114V113H191ZM190 114V115H191ZM198 114H200V111L198 110ZM198 114H196L197 115V117H198ZM227 113L225 112V115H226ZM254 114V113H253ZM257 114V113H256ZM255 114V115H256ZM263 114V113H262ZM2 114H1V116H0V122H1V124L3 123L2 121H4L5 120V118H3L4 120H2L1 121V119H2V116H3ZM28 115V114H27ZM66 115H64V117H66V121L69 119L70 120V118H67L68 116H66ZM77 115V114H76ZM83 115V114H82ZM165 115H167V114H165ZM217 115V114H216ZM252 115V114H251ZM4 116H7V115H4ZM9 116H10V114H9ZM9 116H8V119H9ZM36 116V115H35ZM48 116V115H47ZM54 116V115H53ZM81 116V115H80ZM80 116H79V119H80ZM95 116V115H94ZM100 116V115H99ZM181 116V115H180ZM193 116V115H192ZM262 116V115H261ZM12 117H13V115H12ZM27 117V116H26ZM49 117H50V115H49ZM63 116L61 115V117H60V120L62 121L63 119H61ZM72 117H73V115H72ZM87 117V116H86ZM175 117V116H174ZM173 117V118H174ZM179 117V116H178ZM207 117V116H206ZM209 117V116H208ZM252 117V116H251ZM253 117H255V116H253ZM259 116L257 115V118H258ZM23 118H25V117H23ZM89 118H90V116H89ZM168 118V117H167ZM169 118H171V117H169ZM172 118V119H173ZM182 118V117H181ZM205 118V117H204ZM228 118H227V120H228ZM249 118V117H248ZM256 118V117H255ZM7 119V120H8ZM17 119H18V117H17ZM19 119H20V117H19ZM34 119V118H33ZM74 119L75 118H73V122H74ZM78 119V118H77ZM76 119V120H77ZM141 119V118H140ZM163 119V118H162ZM164 119H165V117H164ZM194 119V118H193ZM192 119V120H193ZM219 119V120H220ZM16 120V119H15ZM25 120H27V118H25ZM59 120V119H58ZM68 120V121H69ZM87 120H88V117H87ZM92 120V119H91ZM167 120V119H166ZM171 119H168L167 121H170ZM184 120H185V118H184ZM202 120V119H201ZM205 121L203 122V123H205L206 124V129H208V131L210 132V133H213V128L215 127V120H213V118L211 119V118H206V119H204ZM259 120H261V119H259ZM19 121V120H18ZM28 121V120H27ZM34 121V120H33ZM35 121H36V119H35ZM65 121V122H66ZM67 121V122H68ZM78 121V120H77ZM83 121V120H82ZM196 121H197V119H196ZM200 121V120H199ZM224 121H222V124H224ZM258 121V120H257ZM264 121V120H263ZM26 122V121H25ZM24 122V123H25ZM38 122V121H37ZM71 122V121H70ZM88 122H91V121H88ZM185 122V121H184ZM184 122H183V124H184ZM201 122V121H200ZM243 122H244V120H243ZM242 122V118H241V121H240V125L243 123ZM247 122V121H246ZM260 122V121H259ZM6 123V122H5ZM16 123V122H15ZM20 123V122H19ZM28 123H30L29 121H28ZM40 123V122H39ZM52 123V122H51ZM64 123V122H63ZM86 123V122H85ZM171 123V122H170ZM179 123H182V122H179ZM191 123V122H190ZM193 123V122H192ZM221 123V122H220ZM226 123H228V122H226ZM245 123V122H244ZM244 123H243V125H244ZM254 123V122H253ZM258 123V122H257ZM261 123V122H260ZM263 123V122H262ZM11 124V123H10ZM62 124V123H61ZM65 124V123H64ZM88 124V123H87ZM172 124H173V121H172ZM186 124V123H185ZM204 124V125H205ZM230 125H231V123H229ZM6 125H7V123H6ZM5 125V126H6ZM14 125V124H13ZM19 125V124H18ZM69 124H67V126H68ZM92 125V124H91ZM169 125V124H168ZM177 125H178V123H177ZM182 125V124H181ZM193 125H195L196 126V124H193ZM192 125V126H193ZM203 125V124H202ZM229 125V126H230ZM2 126V125H1ZM16 126V125H15ZM33 126H35V124H33L32 123V127ZM47 126H49V124H47ZM74 126H75V122H74ZM78 126H79V124H78ZM78 126H77V128L76 129H78V130H80L79 128H78ZM88 126V125H87ZM90 126V125H89ZM164 126H165V124H164ZM167 126V125H166ZM187 126H188V123H187ZM223 126V125H222ZM232 126V125H231ZM256 126V125H255ZM30 127H31V124H30ZM37 127H38V125H37ZM40 127H41V125H40ZM51 127V126H50ZM64 127V126H63ZM71 127V126H70ZM179 127V126H178ZM198 127V126H197ZM224 127V126H223ZM235 127V126H234ZM234 127H233V129L232 130H234V132H235V129H234ZM237 127H239V122H238V126ZM244 127V126H243ZM247 127V126H246ZM246 127H244V128H246ZM15 128V127H14ZM16 128H18V127H16ZM27 129H28V125H27V127H26ZM45 128H47V127H45ZM74 129H75V127H73ZM81 128V127H80ZM86 128V127H85ZM90 128V127H89ZM172 128H173V130H174V126H172ZM181 128V127H180ZM216 128V127H215ZM215 128H214V130H215ZM229 128H231V127H229ZM239 128H241V126L239 127ZM239 128H237L238 130H239ZM257 128V127H256ZM261 127H260V125L258 126V128L257 129H260ZM3 129V128H2ZM13 129V128H12ZM21 129V128H20ZM26 129V130H27ZM33 129V132H35L34 131V129H35V127L34 128H32ZM31 128H30V132H31V130H32ZM37 130H39L38 128H36ZM48 129V128H47ZM60 129V128H59ZM86 129H88V128H86ZM91 129V128H90ZM168 129H170L171 130V128L169 127ZM176 129V128H175ZM178 129V128H177ZM186 129V128H185ZM192 129V127L190 128V130ZM195 129H196V127H195ZM194 128L192 129L193 131H192V133L194 132V130H195ZM224 129H226V127L224 128ZM254 129V128H253ZM253 129L251 130V132L254 134V131H253ZM5 130V129H4ZM41 130H43V129H41ZM170 130H168V131H170ZM227 131H230L231 132V129H226ZM241 130H242V128H241ZM246 130H248V129H246ZM255 130V129H254ZM263 130V129H262ZM0 131H1V129H0ZM16 131V130H15ZM44 131H45V129H44ZM43 131V132H44ZM50 131H52V129L50 128ZM60 131V130H59ZM65 131V130H64ZM75 131V130H74ZM77 131V130H76ZM86 131V130H85ZM90 131V130H89ZM175 131V130H174ZM182 131H183V128H182ZM216 131V130H215ZM244 132H245V130H243ZM256 131V130H255ZM2 132V134H0V147H1V144H4V145H6L7 144V138H6V134H4L3 133V131H1ZM24 132V131H23ZM28 132V131H27ZM33 132H31V134L30 135H33ZM84 132V131H83ZM166 132V131H165ZM173 131H171V134L173 135V133H172ZM176 132V131H175ZM196 132V131H195ZM208 132V133H209ZM234 132H232V134L234 135ZM249 133H250V131H248ZM260 132H262L261 130H260ZM260 132H258V133H260ZM16 133V132H15ZM18 133V132H17ZM37 133V132H36ZM39 133V132H38ZM41 133V132H40ZM52 133V132H51ZM60 133H61V131H60ZM67 133H68V131H67ZM70 133H73V131L72 132H69V134ZM80 133V132H79ZM79 133H77V134H79ZM85 133H87V131L85 132ZM177 133V132H176ZM190 133V132H189ZM198 133V132H197ZM207 133V134H208ZM229 133V132H228ZM241 133V132H240ZM258 133H257V135H258ZM263 133V132H262ZM261 133V134H262ZM23 134V133H22ZM35 134V133H34ZM42 134V133H41ZM53 134V133H52ZM67 135L68 137L70 136V135ZM196 133H194L193 135L194 136H196L195 135ZM199 134V133H198ZM227 134V133H226ZM225 134V135H226ZM247 134V133H246ZM245 134V135H246ZM19 135V134H18ZM28 135V134H27ZM36 135V134H35ZM46 135V134H45ZM45 135H43V136H45ZM60 135H62V138L64 137V133L63 134H59V136L58 137H60ZM72 135V134H71ZM82 135H84V134H82ZM166 135H168V134H166ZM170 135V134H169ZM169 135H168V137H169ZM171 135V136H172ZM220 135V134H219ZM225 135H223V136H225ZM229 135V134H228ZM227 135V136H228ZM243 135H244V133H243ZM242 135V136H243ZM249 135V134H248ZM250 135H251V133H250ZM255 135H256V132H255ZM14 136V135H13ZM22 136V135H21ZM21 136H19V137H21ZM66 136V135H65ZM80 136V135H79ZM87 136V135H86ZM86 136H85V139H86ZM173 136H175V135H173ZM236 136H238V135H236ZM263 136V135H262ZM10 137H12V136H10ZM41 137H42V135H41ZM48 137V136H47ZM52 137H53V135H52ZM175 137H177V135L175 136ZM198 137H200V136H198ZM208 137V136H207ZM249 137V136H248ZM252 137V136H251ZM258 137H259V135H258ZM8 138H9V135H8ZM23 138V137H22ZM57 138V136L54 138V139H56ZM61 138V139H62ZM71 138H73V137H71ZM90 138V137H89ZM179 138V137H178ZM178 138H177V140H178ZM210 138V137H209ZM213 138H214V136H213ZM219 138H221L220 136H219ZM218 138V139H219ZM224 138V137H223ZM227 138V137H226ZM231 138H233L234 139V137H232L231 136ZM242 138V137H241ZM256 138V137H255ZM12 139V138H11ZM10 139V140H11ZM29 139H31V137L29 138ZM38 139V138H37ZM45 139V138H44ZM65 139V138H64ZM80 139H82L81 137H80ZM171 139V138H170ZM238 139H240V138H238ZM15 139H13V141H14ZM26 140V139H25ZM34 140V139H33ZM32 140V141H33ZM78 140H79V138H78ZM180 140V139H179ZM211 140V139H210ZM224 140V139H223ZM228 140H229V138H228ZM235 140V139H234ZM237 140V139H236ZM12 141V140H11ZM19 141V140H18ZM17 141V142H18ZM32 141H31V143H32ZM35 141V140H34ZM38 141H39V139H38ZM44 141V140H43ZM42 141V142H43ZM52 141H53V139H52ZM171 141H173V142H175L176 143V140L174 139L173 140V138L171 139ZM181 141V140H180ZM189 141H190V139H189ZM195 141V140H194ZM198 141V140H197ZM196 141V142H197ZM214 141H216L215 139H214ZM218 141V140H217ZM245 141V140H244ZM257 141V140H256ZM25 142H27V141H25ZM30 142V141H29ZM41 142V141H40ZM41 142V143H42ZM50 142V141H49ZM57 142H58V140L56 141V144H57ZM61 142H62V140H61ZM74 142V141H73ZM191 142V141H190ZM189 142V143H190ZM225 141H223V143H224ZM228 142V141H227ZM241 142V141H240ZM252 142V141H251ZM258 142V141H257ZM264 142V141H263ZM13 143V142H12ZM34 143H36V142H34ZM39 143V142H38ZM60 142H58V144H59ZM67 143H68V141H67ZM78 143V142H77ZM172 143V142H171ZM182 143V142H181ZM253 143H254V141H253ZM259 143V142H258ZM10 144L11 143H9V146H10ZM49 144V143H48ZM54 144V143H53ZM53 144H51V145H53ZM62 144V143H61ZM190 144H192V142L190 143ZM216 144V143H215ZM218 145H219V142L217 143ZM222 144V143H221ZM226 144V143H225ZM245 144H246V142H245ZM248 144V143H247ZM256 145H257V143H255ZM16 145V144H15ZM47 145V144H46ZM79 145H80V143H79ZM84 145V144H83ZM89 145V144H88ZM179 145V147H180V144L177 142V146ZM213 145V144H212ZM230 144L228 143V146H229ZM232 145V144H231ZM251 146H252V144H250ZM259 145V144H258ZM258 145H257V147L255 146H252L253 148H255V149H257V148H259L258 147ZM13 146V145H12ZM12 146H11V148H12ZM24 146H26V145H24ZM30 146H31V144H30ZM50 146V145H49ZM55 146H57V145H55ZM59 146V145H58ZM61 146V145H60ZM59 146V147H60ZM69 146H71V145H69ZM76 146V145H75ZM74 146V147H75ZM81 146H82V144H81ZM173 146H175L174 144H173ZM211 146V145H210ZM220 146V145H219ZM219 146L217 147V146H214V149H215V151H216V148H217V151L218 150H220V148H219ZM20 147V146H19ZM63 147H64V145H63ZM80 147V146H79ZM190 147H193V146H190ZM209 147V146H208ZM223 147H224V145H223ZM263 147H264V144H263ZM14 148L15 147H13V150H14ZM21 148H22V146H21ZM38 148V147H37ZM46 148H48V146H46ZM50 148V147H49ZM61 148H62V146H61ZM66 148H68V146H66ZM81 148V147H80ZM96 148V147H95ZM189 148V147H188ZM187 148V150H189ZM213 148V147H212ZM219 148V149H218ZM2 149H3V147H2ZM7 149H10L9 147L7 148ZM20 149V148H19ZM33 149H34V147H33ZM45 149V148H44ZM84 149V148H83ZM87 149V148H86ZM199 149V148H198ZM211 149V148H210ZM226 149V148H225ZM228 149H230V148H228ZM6 150V149H5ZM11 150V149H10ZM23 150H24V148H23ZM51 150V149H50ZM58 150V149H57ZM56 150V151H57ZM184 150H185V148H184ZM193 151V154L192 155H194V150L193 149H190L189 151ZM197 150V149H196ZM213 150V149H212ZM227 150V149H226ZM244 150V149H243ZM247 150V149H246ZM264 150V149H263ZM55 151V152H56ZM94 151V150H93ZM252 151H253V149H252ZM251 151V153H255L254 151L252 152ZM256 151V150H255ZM259 151V150H258ZM3 152H5L4 150H3ZM13 152V151H12ZM37 152H38V150H37ZM40 152V151H39ZM61 152H62V150H61ZM168 152V151H167ZM180 152V151H179ZM228 152V151H227ZM230 152V151H229ZM232 152V151H231ZM244 152H246L245 150H244ZM250 152V151H249ZM15 153H16V149H15ZM183 153H185L184 151H183ZM216 153V152H215ZM221 153H222V150H221ZM224 153V152H223ZM258 153V157H259V155H261L259 152H257ZM0 154H1V152H0ZM5 154V153H4ZM9 154V153H8ZM17 154H19V153H17ZM178 154V153H177ZM176 154V155H177ZM186 154V153H185ZM190 154V153H189ZM219 154H220V152H219ZM232 154V153H231ZM263 154V153H262ZM3 155V154H2ZM2 155H0V156H2ZM15 155V154H14ZM21 155V154H20ZM33 155V154H32ZM41 155V154H40ZM46 155H47V153H46ZM168 155V154H167ZM187 155V154H186ZM226 155V154H225ZM230 155V154H229ZM228 155V156H229ZM233 155V154H232ZM5 156V155H4ZM42 156V155H41ZM50 156V155H49ZM217 156V155H216ZM227 156V157H228ZM262 156V155H261ZM261 156L259 157V159L261 158ZM7 157V156H6ZM8 157H9V155H8ZM46 157V156H45ZM44 157V159H46ZM177 157V156H176ZM187 157V156H186ZM185 157V158H186ZM223 157V156H222ZM226 157V158H227ZM249 157V156H248ZM2 158H4V157H2ZM9 158H11V156L9 157ZM15 158V157H14ZM14 158H12V160L14 159ZM20 158H23V157H20ZM20 158H19V160H20ZM37 158V157H36ZM52 158V157H51ZM173 158V157H172ZM188 158H189V156H188ZM188 158H186L187 160H186V162L188 161H190V159H188ZM230 158V157H229ZM250 158H252L251 156H250ZM95 159H97L96 158V156H95ZM155 159V161L157 160L156 159V157L154 158ZM177 159V158H176ZM176 159H174V160H176ZM194 159V157L191 159V160H193ZM224 159V158H223ZM264 159V158H263ZM4 160H7V158L6 159H4ZM11 160V159H10ZM11 160V161H12ZM16 160V159H15ZM14 160V161H15ZM19 160H17L18 162H19ZM39 160V159H38ZM98 160V159H97ZM174 160H172L173 162H174ZM196 160V159H195ZM195 160H193V161H195ZM258 159H256V161H257ZM13 161V162H14ZM25 161V162H24ZM23 162L24 163H26V160H24ZM34 161H36V160H34ZM151 161V160H150ZM162 161H164V160H162ZM250 161H252V164H254L253 163V159L252 160H250ZM258 161H261V160H258ZM1 162H2V160H1ZM4 162V161H3ZM2 162V163H3ZM5 162H7V163H9L8 161H5ZM4 162V163H5ZM13 162H11V165H10V167L13 165L12 163ZM21 162V161H20ZM22 162V163H23ZM98 162H99V160H98ZM152 162H154V160H152ZM158 162V166L160 165V162L159 161H157ZM157 162H154V163H156V165H157ZM167 162V161H166ZM227 162H228V160H227ZM2 163H0V164H2ZM16 163V162H15ZM23 163V164H24ZM38 163H39V161H38ZM184 163V162H183ZM193 163V162H192ZM28 164V163H27ZM163 164V163H162ZM175 164V163H174ZM186 164H189L190 165V162L189 163H186ZM257 164H258V162H257ZM4 165H6V164H4ZM15 166L17 165V164H14ZM13 165V166H14ZM21 165V168H22V164H20ZM19 165V166H20ZM37 165V164H36ZM41 165V164H40ZM185 165V164H184ZM14 166V167H15ZM1 167V166H0ZM3 167V166H2ZM7 167V166H6ZM18 167V166H17ZM41 167V166H40ZM169 167H171L170 165H169ZM189 167V166H188ZM187 167V168H188ZM194 167V166H193ZM4 168V167H3ZM46 168H47V166H46ZM10 169V168H9ZM12 169V168H11ZM10 169V171H12ZM29 169H30V167H29ZM171 169V168H170ZM1 170V169H0ZM3 170V169H2ZM19 170V169H18ZM17 169H16V171H18ZM43 170V169H42ZM174 170H175V167H174ZM4 171H6V170H4ZM15 171V170H14ZM24 171V170H23ZM184 171H188L187 173H189V170H186V168H185V170ZM191 171H193V170H191ZM197 171V170H196ZM2 172V171H1ZM13 172V171H12ZM19 172H21V169H20V171ZM25 172V171H24ZM44 172H45V170H44ZM48 172H49V170H48ZM48 172H47V174H48ZM62 172V171H61ZM173 172V171H172ZM171 172V173H172ZM177 172H178V170H177ZM6 173V172H5ZM9 173V172H8ZM16 173V172H15ZM40 173V172H39ZM46 173V172H45ZM60 173V172H59ZM64 173V172H63ZM170 173V172H169ZM174 173V172H173ZM172 173V174H173ZM231 173V172H230ZM229 173V176L231 175ZM232 173H233V171H232ZM11 174V173H10ZM9 174V175H10ZM43 174V171H42V173H41V175ZM53 174H54V172H53ZM57 175H58V173H56ZM55 174V175H56ZM175 174V173H174ZM177 174V173H176ZM215 175H216V172L214 173ZM7 175V174H6ZM14 175V174H13ZM21 175H23V173L21 174ZM61 175H63L64 176V174H61ZM67 175H69V174H67ZM169 175V174H168ZM183 175V174H182ZM220 175V174H219ZM225 175H227V174H225ZM225 175H224V178H225ZM38 176V175H37ZM45 176V175H44ZM48 175H46V177H47ZM52 176V175H51ZM62 176V177H63ZM65 176H66V174H65ZM77 176H79V178H81V176H84V175H82L81 174V176H80V173H79V175H77ZM188 176V175H187ZM199 176V175H198ZM228 176V175H227ZM2 177H4L3 175H2ZM9 177V176H8ZM16 177V176H15ZM26 177V176H25ZM30 177V176H29ZM41 177V176H40ZM53 178H54V176H52ZM52 177H48V178H52ZM59 178V186H57V185H55L56 183H57V181L55 180V181H53V179H51L47 184H46V188H44V190L42 189L41 190V187H42V185H41V187H40V190L39 191H44L43 192V194H41V192H40V194L38 193V192H36L34 189V187H33V184H32V187L34 188V189H32L31 188V190H25V188H23L24 190H21L19 187H17L16 185H15V187H13V189H8V186H6L7 185V183H6V185L3 183V184H0V210L2 211V213H1V215L0 216H2V222L0 223V264H81L82 262H83V260H82V262H81V260L79 259V255L76 257V256H74V250L76 251V249H74V247H73V249L74 250H69L70 249V247H69V245L70 244H72V241H70V238H67V237H69V235L68 234H70V233H66V223H67V219H69V218H67L66 216H67V214H68V212H67V207H69V206H67L66 205V201H65V199L66 198H69L70 199V197L72 196H70L69 194H70V191H69V188H70V190H71V186L69 187V185L71 184L70 183V175H69V178L68 177H64V178ZM74 177H75V175H74ZM196 177V176H195ZM1 178V177H0ZM58 178V177H57ZM78 178V179H79ZM132 178V177H131ZM141 178V177H140ZM184 178V177H183ZM192 178H194V177H192ZM234 179H235V177H233ZM7 179V178H6ZM14 179H17V177L16 178H14ZM44 179H45V177H44ZM44 179H41L40 178V180H41V182H42V180H44ZM71 179H73V176L71 177ZM84 180V178H81L80 180ZM135 178H133V180H134ZM153 181H155L156 182V180H154L153 178H151ZM2 179H0V181H1ZM8 180V179H7ZM11 180V179H10ZM9 180V181H10ZM23 180V179H22ZM29 180H30V178H29ZM38 180V179H37ZM47 180V179H46ZM184 180V179H183ZM194 180H197V177L194 179ZM194 180H191V181H194ZM219 180V179H218ZM217 180V181H218ZM222 180V179H221ZM224 180V179H223ZM226 180H227V178H226ZM226 180H224V181H226ZM230 180H231V177H230ZM230 180H228V184H229V182H231L232 184H233V180L232 181H230ZM74 181H75V179H74ZM74 181H73V184H74ZM76 181H79V180H77V177H76ZM126 181V180H125ZM125 181H123V182H125ZM129 181H130V178H129ZM139 181H140V179H139ZM153 181H152V183H153ZM190 181V182H191ZM235 181V180H234ZM2 182V181H1ZM7 182V181H6ZM13 182V181H12ZM20 182H21V177H20ZM24 182V181H23ZM55 182V183H54ZM123 182H121L122 183V185L124 186L125 184H123ZM132 182H134V181H132L131 180V183ZM136 182H137V179H136ZM150 182V181H149ZM154 182V183H155ZM187 182V181H186ZM198 182H200V180L198 179ZM203 183H204V181H202ZM214 182V181H213ZM213 182H211L212 184H213ZM219 182V181H218ZM223 182V181H222ZM222 182L220 183V184H222ZM17 183V182H16ZM34 183H36L35 181H34ZM43 183V182H42ZM87 183V182H86ZM88 183H89V181H88ZM120 183V184H121ZM126 183V185H127V182H125ZM129 183V182H128ZM143 183V182H142ZM146 183H147V181H146ZM227 183H224V185H223V188H222V190L224 191V187H225V184H227ZM78 185H79V182L77 183ZM76 184V187H78V185ZM80 184H81V186L83 185V190H85V188H86V192L85 193H87L88 192V190L90 189L91 190V184H93V183H91V184H83V183H81V181H80ZM97 184V183H96ZM100 184V183H99ZM102 184H104V183H102ZM135 184V183H134ZM137 184H138V182H137ZM149 184H151V182L149 183ZM148 184V185H149ZM156 184V183H155ZM191 184V183H190ZM195 184H197L196 182H195ZM194 183H193V185H195ZM208 184H209V181H208ZM11 185V184H10ZM21 185L23 186V184L21 183ZM38 185V184H37ZM40 185V184H39ZM105 185V184H104ZM106 185H107V183H106ZM106 185H105V187H106ZM146 185V184H145ZM152 185H154V184H152ZM205 185V187L207 186L206 185V183L204 184ZM204 185L202 186V187H204ZM24 186H25V184H24ZM29 186H31V184L29 185ZM108 186V185H107ZM117 186H119V185H117ZM128 186V185H127ZM142 185H140V187H141ZM147 186V185H146ZM192 186V185H191ZM190 186V187H191ZM215 185H213V188H211V190L213 189L214 190V188H215V191H216V189H217V185L214 187ZM219 186V185H218ZM57 187L59 188L60 187V189H57ZM74 186L72 185V188H73ZM79 187H80V185H79ZM92 187H93V185H92ZM97 189L96 190H98V184H97ZM109 187V186H108ZM107 187V188H108ZM126 187V186H125ZM138 187V186H137ZM152 187V186H151ZM154 187V186H153ZM174 187V186H173ZM172 187V188H173ZM195 187V186H194ZM212 187V186H211ZM228 187V186H227ZM236 187V186H235ZM264 187V186H263ZM94 188H95V186H94ZM100 188V187H99ZM111 188V187H110ZM115 188V187H114ZM117 188V187H116ZM123 188V187H122ZM186 188H187V186H186ZM185 188V189H186ZM198 188H200V186L198 187ZM237 188V187H236ZM241 188V187H240ZM149 189H151V188H149ZM154 189H156V187L154 188ZM153 189V190H154ZM192 189H193V187H192ZM197 190V187L196 188H194L193 190ZM210 188H207V190H209ZM238 189V188H237ZM79 190H81L80 188H79ZM78 189H77V192L79 191ZM89 190V191H90ZM116 190V189H115ZM148 189H146V191H147ZM157 190V189H156ZM199 190V189H198ZM206 190V191H207ZM212 190V191H213ZM95 191V190H94ZM99 191V190H98ZM120 191H121V188H120ZM140 191H141V189H140ZM144 191H145V189H144ZM145 191V192H146ZM228 191H229V188H228ZM232 191V190H231ZM245 191V190H244ZM248 191V190H247ZM253 191V190H252ZM75 192V193H74ZM80 192V191H79ZM82 190H81V195H82ZM91 192V191H90ZM107 192V191H106ZM109 192V191H108ZM107 192V193H108ZM111 192V191H110ZM144 192V193H145ZM214 192V191H213ZM212 192V193H213ZM220 192V189H219V191H218V193ZM59 193V194H58ZM72 193H74V194H77L76 193V191L74 190V188H73V192ZM71 193V194H72ZM84 193V194H85ZM116 195H120V193H122V191L119 193V190H117V192H114ZM117 193H119V194H117ZM142 193V192H141ZM195 193V192H194ZM196 193H197V191H196ZM208 193V192H207ZM211 193V194H212ZM215 193V192H214ZM254 193V192H253ZM55 194H57L58 195V199L56 200V199H54L55 197H54V195ZM114 194V195H115ZM209 194H210V190H209ZM210 194V195H211ZM247 194H249L250 195V193L249 192H247ZM261 194V193H260ZM264 194V193H263ZM86 195V194H85ZM102 195V194H101ZM106 195V194H105ZM122 195V194H121ZM215 196H216V193L214 194ZM214 195H211V196H214ZM218 195H220V194H218ZM241 195V194H240ZM248 195V196H249ZM78 196V198H79V194H77L76 195V197ZM209 196V195H208ZM220 196H222V194L220 195ZM225 196H226V194H225ZM75 197V198H76ZM86 197V196H85ZM85 197H84V199H85ZM91 197V196H90ZM101 197V196H100ZM103 198H104V196H102ZM115 197V196H114ZM123 197H124V195H123ZM123 197H121V198H123ZM224 197V196H223ZM259 197V196H258ZM65 198V199H64ZM102 198V199H103ZM108 198H109V196H108ZM111 198H113L112 196H111ZM116 198H117V196H116ZM229 198V197H228ZM261 198H262V196H261ZM62 199H63V202L62 203H64L65 202V204H61L60 203V200L62 201ZM68 199V201H67V203L68 202H70V200ZM97 199V198H96ZM117 199H120V197L119 198H117ZM212 199V198H211ZM216 199V198H215ZM238 199V198H237ZM56 200V201H55ZM74 199H73V197H72V201H73ZM101 199H99V200H96V201H100ZM105 200V199H104ZM112 200V199H111ZM114 200V199H113ZM228 200V199H227ZM258 200V199H257ZM262 200H263V198H262ZM71 201V202H72ZM81 201V200H80ZM92 201V200H91ZM102 201V200H101ZM106 201V200H105ZM108 201V200H107ZM116 201V200H115ZM121 201V200H120ZM221 201V200H220ZM223 201H225V200H223ZM223 201H221L222 203H223ZM237 201V200H236ZM259 201V200H258ZM70 202V203H71ZM79 202V201H78ZM76 203L77 204V206L78 207H81V205L79 204V203ZM85 202V201H84ZM117 202V203H116ZM115 203H116V205L117 204H119V206H120V203H119V201H116ZM219 202V201H218ZM226 202V201H225ZM256 202V201H255ZM255 202H253V203H255ZM69 203V204H70ZM108 204L110 203L111 204V201L110 202H107ZM113 203V202H112ZM263 203V202H262ZM261 203V204H262ZM81 204H83V202H81ZM84 204H86V203H84ZM256 204V203H255ZM260 204V205H261ZM264 204V203H263ZM71 205H72V203H71ZM75 205V204H74ZM95 205H97V203L95 204ZM101 206L103 205V203L102 204H100ZM106 205V204H105ZM105 205H103V206H105ZM116 205H114V206H116ZM123 205V204H122ZM220 205H221V208H223V206L224 205H222L221 203H220ZM235 205V204H234ZM257 205L259 206V204L257 203ZM86 206V205H85ZM89 206V205H88ZM98 206H99V204H98ZM101 207L102 209L103 208H107L106 206L105 207ZM113 206V205H112ZM249 206V205H248ZM262 206V205H261ZM78 207H74V209H73V211L75 210V209H77ZM124 207V206H123ZM127 207V206H126ZM236 207V206H235ZM88 208H91L92 209V207L90 206V207H88ZM98 208V207H97ZM110 208H111V205H110ZM226 208H227V206H226ZM249 208V207H248ZM79 209V208H78ZM100 209V208H99ZM115 209V208H114ZM123 209V208H122ZM213 209V208H212ZM220 209V208H219ZM79 210H81V209H79ZM223 210V209H222ZM224 210H225V207H224ZM233 210V209H232ZM86 211V210H85ZM89 211H91V210H89ZM98 211V210H97ZM101 211V210H100ZM103 211V210H102ZM111 211V210H110ZM121 211V210H120ZM75 212H76V210H75ZM79 212V211H78ZM77 212V213H78ZM222 212V211H221ZM228 212V211H227ZM92 213H94V211L92 210V212H91V214ZM95 213L98 215V213L95 211ZM105 213V212H104ZM122 213V212H121ZM223 213V212H222ZM81 213H79V215H80ZM85 215H86V213H84ZM83 214V215H84ZM90 214V215H91ZM95 214V215H96ZM99 214H101V213H99ZM95 215H93V216H95ZM96 215V216H97ZM182 215V214H181ZM87 216V215H86ZM89 216V215H88ZM92 216V215H91ZM91 216H89L90 217V219H91ZM95 216V217H96ZM99 217H100V215H98ZM206 216V215H205ZM220 216V215H219ZM89 217H87V219L89 218ZM99 217H96V219L98 218L99 219ZM103 218H104V216H102ZM184 217H186L185 215H184ZM187 217H189V215L187 214ZM191 217V216H190ZM193 217V216H192ZM204 217V216H203ZM221 217V216H220ZM93 218V217H92ZM207 218V217H206ZM209 218V217H208ZM1 219V218H0ZM76 219H77V217H76ZM84 219V218H83ZM86 219V220H87ZM89 219V220H90ZM94 219V218H93ZM95 219V220H96ZM183 219V218H182ZM218 219V218H217ZM221 219H223L222 217H221ZM221 219H219L220 221H221ZM230 219V218H229ZM67 220V221H66ZM88 220V221H89ZM92 220V219H91ZM90 220V222L92 223V221ZM100 220H101V218H100ZM105 220V219H104ZM204 220H206V219H204ZM71 221V220H70ZM77 221V220H76ZM75 221V222H76ZM85 221V220H84ZM210 221V220H209ZM217 221V220H216ZM226 221H227V217H226ZM69 222V221H68ZM90 222H87L88 223V225H89V223ZM93 222H95V221H93ZM98 222V221H97ZM101 222V221H100ZM222 222V221H221ZM81 223V222H80ZM83 223V222H82ZM86 223V222H85ZM87 223L84 225V227L87 225ZM103 224H104V221L102 222ZM102 223L101 224H99V226L100 225H102ZM223 223V222H222ZM95 224V223H94ZM190 224V223H189ZM217 224H218V221H217ZM221 224V223H220ZM226 224H227V222H226ZM257 224V223H256ZM256 224H254L255 226L254 227H257L256 226ZM81 226H83L82 224H80ZM91 225V224H90ZM185 225V224H184ZM202 225V224H201ZM201 225H200V227H201ZM209 225V224H208ZM69 226V225H68ZM76 226H77V224H76ZM93 228H94V225H91ZM199 227V225L197 224V223H194L193 222V225H192V223H191V227ZM217 226V225H216ZM216 226H215V229H216ZM220 225L218 224V227H219ZM222 226H224V224L222 225ZM222 226H220V227H222ZM84 227H83V229H84ZM101 227V226H100ZM182 227V226H181ZM98 228V227H97ZM212 228V227H211ZM83 229H82V231H83ZM85 229H87V228H85ZM89 229L90 228H88L87 230L89 231ZM95 229V228H94ZM186 229V228H185ZM188 229V228H187ZM186 229V230H187ZM87 230H85V232L87 231ZM97 230H99V229H97ZM68 231V230H67ZM72 231V230H71ZM81 231V232H82ZM90 231H91V229H90ZM92 231H94V230H92ZM193 231L194 230H192L191 229V234L193 233ZM207 231H209V230H207ZM70 232V231H69ZM95 232V231H94ZM197 232V231H196ZM210 232V231H209ZM208 232V234H206V235H203V236H210V238H211V236L212 235H210L211 234V232L209 233ZM256 232V231H255ZM90 233V232H89ZM202 233V232H201ZM217 233H218V231H217ZM216 233V234H217ZM68 236H67V235ZM97 234V231L95 232V235ZM99 234V233H98ZM189 234V233H188ZM187 234V235H188ZM196 234V233H195ZM204 234V233H203ZM216 234H214V235H216ZM222 234V233H221ZM225 234L227 235V233H224V236H225ZM71 235V234H70ZM76 235H77V233H76ZM87 235V234H86ZM89 235V234H88ZM93 236H94V234H92ZM91 234L89 235V236H92ZM202 235V234H201ZM219 235H220V233H219ZM75 236V235H74ZM98 236V235H97ZM194 236V235H193ZM230 237V234L229 235H227L226 237H227V241H229L228 240V238ZM76 237H78V236H76ZM75 237V238H76ZM72 238H73V240L75 239L74 237H73V235H72ZM72 238H71V240H72ZM83 238H86V237H84L83 236ZM83 238L81 237V239L83 240ZM185 238L187 239V237L185 236ZM222 238V237H221ZM225 238V237H224ZM233 238V237H232ZM67 239L71 242V243H69L68 244V247H69V249H67V246H66V243H67ZM77 239V238H76ZM93 239H94V237H93ZM203 239V238H202ZM215 239H217V238H215ZM219 239V238H218ZM234 239V238H233ZM81 240V241H82ZM85 240V239H84ZM208 239H206V241H207ZM213 240V237H212V239L210 240V244H211V241ZM232 240V239H231ZM236 240V239H235ZM233 241L232 240V242H233V244H235L234 246H236V244L238 243V244H240V242L243 244V242L240 240H238V241ZM184 241V240H183ZM217 241V240H216ZM74 242V241H73ZM86 242H87V239H86ZM85 242V243H86ZM203 242H205V241H203ZM219 242H221V241H219ZM94 243V242H93ZM215 242L213 241V245H215L216 246V244H214ZM222 243V242H221ZM75 244H76V241H75ZM77 244H78V242H77ZM200 244V243H199ZM230 244H232L231 242H229V245L228 246H230ZM242 244H240V247L242 246L243 248L245 247H247V246H244V244L242 245ZM217 245H219V243L217 244ZM71 246V245H70ZM79 247H78V250H79V248H81V249H83L84 248V245L82 244V243H80L79 245H78ZM82 246H83V248H82ZM204 246H206V245H204ZM214 247V246H213ZM232 247H233V245H232ZM248 247H249V245H248ZM246 248L247 250L249 249L250 250V252H251V255H252V251H251V249H250V247L249 248ZM86 248V247H85ZM215 248V247H214ZM89 249V248H88ZM216 249V251H217V248H215ZM245 249V250H246ZM79 252V251H78ZM78 252H76V254H78ZM82 251H80V253H81ZM89 252V251H88ZM92 252V251H91ZM212 252V251H211ZM214 252V251H213ZM247 252V251H246ZM248 254H249V251L247 252ZM84 254V253H83ZM88 254V253H87ZM86 254V255H87ZM81 255V254H80ZM85 255V254H84ZM89 255V254H88ZM83 257V256H82ZM87 257V256H86ZM251 256L249 255V256H247V259H249ZM90 258V257H89ZM83 259V258H82ZM87 259V258H86ZM85 259V260H86ZM90 260H93V259H91L90 258ZM90 260H89V262H90ZM89 262H86L85 263V261H84V263H82V264H90ZM92 264V263H91ZM105 264V263H104ZM107 264H108V262H107ZM109 264H110V262H109Z\"/></svg>", "mask_w": 264, "mask_h": 264}]
</instances>
